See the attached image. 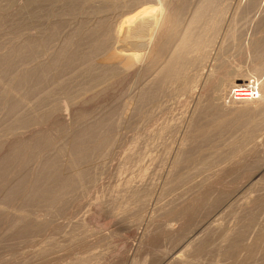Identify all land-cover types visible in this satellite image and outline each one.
Segmentation results:
<instances>
[{
    "label": "rangeland",
    "instance_id": "374dc122",
    "mask_svg": "<svg viewBox=\"0 0 264 264\" xmlns=\"http://www.w3.org/2000/svg\"><path fill=\"white\" fill-rule=\"evenodd\" d=\"M5 1H8V3H6ZM11 1H12V3H10ZM26 1L28 2V0H15V2H16L15 3L14 0H0V61H2V63L5 61L3 63L5 65H2V63H0V70H1L0 72L3 73V74L0 73L1 74L0 77L4 80H2L1 78L0 79H1L3 84L10 85L11 82L14 80L12 78H10L11 75H9V74H13V76H14V74L20 75L21 73H23L25 75V79L27 77V79H26L27 81L24 79L25 82L24 81L22 82V80H21L22 84L20 82L21 86L17 90V92H19L20 94L19 93L15 94L16 95L15 98H17V99H15L14 96L10 95V97H9V95L3 94L5 96V98H4L2 93H0V95H1V97H0V99H1L0 100V177H1L0 178V264H27V263L30 264L32 262H33L32 264H73L74 262H75L74 264H77L81 259L86 258V257L89 258L92 256H93V258H95L96 260L99 261L98 262L99 264H102V263L103 264H165V263L166 264H170V263L171 264H175V263L176 264H179V263H181V264H264V231H263L264 230V129H263L264 123H262V125H260V121L263 122L262 118L260 119V117H262V115H261L262 112L259 111V109L257 110L258 112L256 111V109H253V110H250L249 113H247L248 115L247 114L242 115V116L240 115L241 116L240 117L239 114H237L238 112L236 113V109H238V110L242 109L241 105H239V104L236 105V104L231 103L230 100L228 99L229 98V96L227 95L228 92L226 93V96H228V97H226L224 100V106L219 105L217 100H214V99L212 100L211 99L212 93H214L215 91L219 92L221 90L222 91L224 90V88H222V86L224 87V85L222 83V80H220V79H215L214 81H212V82H215V83H213V86H215V87L212 90H210V88H209L208 90L205 91V93H206L210 90L208 93L202 94L204 99L207 98L208 103H206V101H205L206 99L203 101L202 96H201L200 100H202L201 101L202 103L200 102L201 105L199 104L200 109H197L198 106L194 107L193 105H191V103L189 102L188 99L183 97V100H182L181 96H179V97L162 96L163 98L160 97L158 99V101H156V102H153V101L149 102L150 92H148L149 97L144 99L143 101H140L142 99L139 97V94H140L139 91L141 90L140 92L142 93L144 90L148 89L146 86L147 85L150 86V84H151V81L149 82V80H153L154 76H156L155 75L156 73H154V68L156 67V65L159 62V57L157 54H160V53L162 54L164 46H166L167 43L175 35L173 23L170 19V18H172V15H171L172 13L170 10H174V8H176L178 6L179 0H174L175 2L173 0H170L169 2L173 1V2H171L170 5L167 3V0H165V1L164 0H162V1L156 0L160 4V7L163 8L162 10H165L167 8V5L169 6V9L167 8V10L165 12L161 13L160 24L156 27L157 29L155 28V30L157 31L156 36H155V33L152 37L151 36L147 37L148 35L145 34L146 37L142 38L143 41L141 42L142 43L141 46L144 48V49L142 48L143 51L140 50L141 51V52H139L140 55H138L137 57L134 56L135 57L134 60H133V58H134L133 56L130 60L129 59H123L122 62H126V64H127V65L125 64L126 67L124 66L125 68L122 69L123 71L121 70L120 72L116 73L117 75L116 74L113 75L114 77L112 76V78L110 77L109 79L104 80V82L100 85V87L99 86L96 88L94 87L93 90H92V88H90L91 91H90V89L89 90L87 89L88 92H87V90L82 91V92H78L79 94L76 95L77 97L73 98L72 100H67V99L64 100V92H62L61 90H58L60 88V85L55 86V85H57V83L54 80V78L59 73L58 70H60V72L62 71L61 72L62 74L60 73V75H58L55 79L61 77V75L63 78H65L68 74H69V76L71 75V73H69L67 70H64V72L62 70V69H67V66L65 65L64 67H66V68H64V67H62L61 69L57 68V70L55 69L56 71L52 70L51 71L52 73H50V74L48 73L47 74L48 77H50V76L51 77L50 78L47 77V84H46V80H44L45 81V83H44L42 78L40 77L41 76L40 73L42 74V72H44L47 69V67L51 65V64H47V63L49 61L51 62V60H52V64H53V60H54L53 58H55L54 56H57V57H59V55L62 56V52H60V51H63V50L67 51V49H68V52H69V50L73 49V47H76V46H77L76 48H80V49L83 48L82 52H84V51H85L84 53H86V51L88 52L90 50L89 48H92L95 41H97V40L101 41L100 39L103 38L102 36L104 35L106 29L109 31L110 28L111 29L112 28L113 29L119 28L121 26V22L125 19V17H127V14H131L130 10H134L136 12L137 9H136L135 5L140 7L139 9L143 10L147 6V4H149L153 0H143V1L140 0L139 3H137L139 0L138 1L137 0H128V2L131 1L130 3H132L133 1H136L137 4L135 2H133L134 7H132V5H131L130 8H127L124 10H122V8L120 6L117 7L119 1H114V0H37V1L32 0V2L34 1L33 3L29 0L30 1V3L28 2L29 4L26 3ZM122 1L127 2V0L126 1L122 0ZM242 1L245 2L246 0L245 1L242 0ZM146 2H148V3H146ZM3 3H5V4H3ZM36 3H37V6H36ZM166 3H167V5H166ZM175 3H177V4H175ZM6 4H9V5H6ZM30 4H31V6H30ZM142 4H144L143 5L144 7L141 6ZM174 4L176 5V7ZM262 6H264V1H263ZM73 8H74V10H73ZM168 10L170 12H168ZM116 12H118V13H116ZM172 12H174V11H172ZM124 13H126V14H124ZM174 13H173V15H174ZM250 13H252L251 16H253L254 20L253 19L250 20V17H251ZM263 13H264V11H261V12L259 11V14H258V11H254V13L252 11V12H249V15H248V12H247L246 13V16L248 15L247 18L246 17H244L245 19L239 18L241 21L243 20L242 22H244V23L240 22L239 19H238L239 20L238 22L237 21L235 22L234 27H232V28L236 29V31H237V29H239L240 27L243 26V28H240L239 31L242 32L244 30V32H245V30H246V32H247V34L245 32V35H244V36H246V38H244L245 43H246V41L248 43L250 36H252L253 38L254 37L260 38L261 37L262 39H264V34H263L264 29H262V28H264V16H263V19L261 18V16L264 15ZM116 15H117V19L115 18ZM256 16H257V18H256ZM43 17H45V18H43ZM41 18H43V19L41 20ZM92 19H94V20H92ZM18 20H19V22H18ZM245 20H247V21H245ZM38 21H40V22H38ZM103 21H105V22H103ZM111 21H113V22H111ZM165 21L167 24L169 21L170 22L168 25H166ZM250 21L251 22L253 21V23H251ZM260 21L261 22L263 21V23L260 25L261 27L263 26L262 28L260 26H258V24L261 23ZM118 22H120L119 23L120 26H119ZM245 22H248V26H247V23H245ZM116 23L118 26L116 25ZM238 23H240V24H238ZM241 23L244 25H242ZM105 24H106V26H105ZM168 26H169V29L173 28V30H171V31H173L172 33H171V31H169ZM64 27L66 29H64ZM91 27H94V28H91ZM258 27H260V28H258ZM17 28H19V29H17ZM58 28L59 29L61 28V29L59 30ZM144 29H145V27H144ZM255 30H257V33H254V32H256ZM95 31H96V33H95ZM108 31H106V32H108ZM239 31H237V32H239ZM51 32H53V33H51ZM84 33H86L85 36L83 35ZM170 33L174 34V35H171ZM50 34H51V36H50ZM81 34L84 37H82ZM89 34H90V36L91 35L94 36L95 34H97V35H95L94 36L95 38H94L93 36L90 37ZM169 34L172 36L171 38H169L170 37ZM70 35H71V37H70ZM49 36H50V38H49ZM167 36H169V37H167ZM86 37H87V40L85 39ZM43 38H45V40ZM72 38H75V39H72ZM130 38H132V37H130ZM130 38H129V40H130ZM35 39L38 41L37 45L41 46V48L43 47L42 50L44 49L45 52L41 51V53L43 52L42 53L43 55L39 54L40 57H39V55L38 56L35 55L36 57L32 56L33 57L32 58L31 55H29V56H25L26 57V59H25V57L22 56V54L24 52H27V53L29 52V50L26 48L25 45H29V44L33 45L34 42L36 43ZM49 39H51V41L53 43L49 42L50 41ZM66 39H68V40H66ZM70 39H71V43L73 45L71 43L70 44L68 43L70 41ZM149 39L152 41H150ZM167 39H169V40H167ZM46 40H47V44L49 45V48H48V46L46 47L47 44L44 43V42H46ZM53 40L56 41V44H55V41H53ZM72 40H73V42H72ZM164 40H166L165 42H167V43H165ZM39 41H41V42H39ZM64 41L65 42L67 41V43H65ZM83 41H85V43ZM89 41L90 42L94 41V43L92 42L90 44ZM78 42H80V44H77ZM86 42H88V43L86 44ZM42 43H44V44H42ZM83 43L85 46L83 45ZM114 43H115V37H112L109 41V44L112 45ZM144 43H146V45ZM22 44L25 46L26 51H25L24 47H21V46H23ZM62 44H64L63 47L61 46ZM152 44H153V46H152ZM35 45L36 44H34V46ZM66 45H67V47H66L67 49L65 48ZM74 45H76V46H74ZM80 45L82 47H80ZM125 45H127V44H125ZM84 47H86V48H84ZM15 48L18 50L16 51ZM19 48H21V49H19ZM12 49L14 51H12ZM23 49H24V51H23ZM57 49H58V51H57ZM140 49H141V47H140ZM47 50H48V52L46 54ZM64 51H63V53H64ZM19 52H23V53L20 54ZM49 52L50 53L52 52L53 55H51ZM14 53L16 56L14 55ZM155 53H157V54L155 55ZM6 54H8V56ZM32 55H34V54H32ZM10 56H12L11 59H9ZM100 56L97 58V60L102 59V56L101 57ZM235 56L238 57L237 54ZM235 56H232V58H234L232 60L235 61L234 63L235 64L238 63V65L240 63L239 67H243L241 65L244 63V60H242L239 57H238V59H235V58H237ZM48 57H50L52 59L50 60V58L48 59ZM1 58H2V60H1ZM6 58L8 59V61ZM32 59H34V60H32ZM17 60H18V63H16ZM55 60H54V62H55ZM88 60H89V58H88ZM236 60H238V61H236ZM9 61L11 64L9 63ZM130 61H132V63ZM242 61H243V63H242ZM14 62L17 64V66ZM19 62L21 64H19ZM40 62L42 63V65ZM148 62L151 64H149ZM153 62H156L157 64L153 63ZM30 63H31V65H30ZM37 63L39 65H41L42 67L39 66ZM43 64H45V65L47 64L48 66L46 65L43 67ZM64 64H65V62H64ZM251 64H250V61L248 64H247V62H245L243 64L244 65L243 68H245L248 72L243 68H242V70L246 72V73L244 72V75H246L247 78L250 79V81H254L253 76L251 74L252 73L251 72V70H252ZM13 65H14V67H13ZM79 65H80V63H79ZM148 66H149V68H148ZM16 68H18V69H16ZM143 68H144V70H143ZM249 69H251V70H249ZM24 71H26V72H24ZM36 71H38L39 73L38 72L36 73ZM65 71H66L67 75H65V77H64ZM149 71L150 72L152 71L151 74ZM15 72H17V73L19 72L20 74L19 73L17 74ZM140 72H141V74H140ZM5 73L8 75L6 76ZM34 74H35V76H34ZM36 75L37 76L39 75V76L37 77ZM149 75H151L152 77ZM261 75L263 76L264 74H261ZM69 76H67V78ZM141 76H142V78H141ZM262 76H261V78H259L260 83L264 81V77H262ZM29 77H30L31 81L28 79ZM9 78H10V80H9ZM35 78H37V80L39 82ZM67 78H65V79H67ZM6 80L8 81V83ZM49 80H51V81H49ZM219 80H220V82H219ZM4 81H5V83H4ZM145 81H147L146 82L147 85L145 84ZM248 83L249 82H247V83L237 82L236 87L233 88L232 91H230V94L232 95V97L238 98V96H239L238 94H241L240 92L244 91V92H246L245 94L248 93L249 95H247V96L246 95H240L239 97H250V98H252V103L250 104L251 108H252L253 105H259V102L261 101V96H259L260 92H258L259 89H258L257 83L252 82L250 87L248 86ZM32 84H34V86L37 84L36 86L40 87V89H38L37 91H34L35 95L32 94L33 93L32 89H31L33 86ZM43 84L44 85L49 84L48 87H50L51 84H54L53 85L54 87L52 89H51V87L47 88V89H51L50 91H53V93H51L52 94L51 97L45 98V97L41 96L38 98L39 94L36 92H39V91H41V89L43 90L44 87L45 88L47 87V86H44ZM137 84H138V86H137ZM244 84H247V85H244ZM42 85L44 86L43 88H41ZM142 85H143V87H142ZM145 87H146V89H143ZM45 88H44V90H47ZM215 88L217 90H215ZM72 90L76 91L77 89L74 88ZM58 91H60L59 92L60 94L61 93H63V94L62 95L59 94L60 95L59 96L58 94H56V92H58ZM26 92H28V93L26 94ZM145 92H147V90ZM145 92H143V93H145ZM210 92H211V94H210ZM244 92L242 94H244ZM148 93L146 95H148ZM207 94H209V96ZM136 95H138V96H136ZM21 96H22V98H21ZM12 98L14 99V102L12 101L13 100ZM60 98L62 100H64V102L61 101ZM136 98H138L137 99L138 104L135 103ZM258 98H259V100H258ZM18 99H20V101L22 100L21 101L22 103L20 102L21 105L17 101L19 103L17 105L18 106L17 111L19 110L20 113L19 112L15 113L12 111L14 109V107H11V109H10V106L12 105V103L16 104V100H18ZM41 99H42V101H41ZM133 99H135V100H133ZM174 99L177 102V104L175 102L176 105L173 102ZM177 99L181 103L179 102V104H178ZM56 100H58V101H56ZM255 100L257 102L258 101L259 102L257 103V102H255ZM9 101H11V102L9 103ZM54 101H56V103ZM165 101H166V103H165ZM24 102H26V103H24ZM39 102H40V105L38 104ZM141 102H143L144 106H141V105H143ZM147 102H149V104H151V105H149ZM169 102H170V104H169ZM167 104H168V106H167ZM185 104L188 106H186ZM230 104H231V108L229 106ZM160 105H161V107H160ZM173 105H175V106L173 107ZM218 105H219V107H218ZM235 105L237 106L236 109H234ZM166 106H167V109H166ZM52 107H55L56 109L52 108ZM135 107H139V109L141 111L140 112L137 111L138 108H135ZM140 107H142V108H140ZM147 107H148V110H147ZM208 107H210L211 109ZM213 107H215V108L213 109ZM21 109H22V112L28 111L30 113V118L28 120L29 121L28 124H25V125L17 124V121L20 119V114L22 113ZM25 109H27V110H25ZM33 109H35V111ZM123 109H125V111ZM38 110H40V111L37 113ZM182 110H184V111L182 112ZM186 110L189 111L188 114H186L187 113ZM204 110H205V112H203ZM228 110H230V111L228 112ZM145 111H146V113H148V115L145 113ZM8 112H10V113H8ZM194 112L196 113L195 114L196 116L193 114L195 120L194 119L192 120V118H193L192 113H194ZM199 112L202 115H200ZM216 112L218 113L219 116L217 115ZM255 112L257 114L261 112L258 115L259 119H258V116ZM179 113H181V114H179ZM221 113L223 114L222 116L220 115ZM39 114L41 115L42 119L39 118L40 117ZM205 114H206V116H203ZM209 114H212V115H210V118H209ZM17 115H18V118H17ZM134 115L136 116V118ZM173 115H174V117H173ZM183 115H184V118H183ZM198 115H199L200 119H199V117L196 118ZM15 117L17 119H15ZM146 117L147 118L149 117L148 118L149 120ZM202 117H203V121L201 119ZM205 117H207V118H205ZM211 117L215 118L216 122H217L216 119H221L223 117H224L223 119L225 120V122L228 119V121H227L228 125H227V122L225 124L227 127L224 126L223 128H220V130L215 129L216 122L213 121L214 119L212 120ZM137 118H139V119H137ZM176 118H177V122H181L180 127L182 129L181 128L180 129L182 131V134L176 133V134H173V137L170 135L169 136L166 135L165 140H167V141L169 140V145H168V142L165 141L167 143L166 147L162 148L161 146L158 145L157 148L156 147L153 148V143H152L153 141L150 138H152L153 135L156 134L157 132H159V130L162 129L164 126L171 124L172 122L176 123ZM108 119H109V121H108ZM173 119L175 121L171 122L170 120H173ZM181 119L183 122L181 121ZM110 120H112V121H110ZM255 120H256V122H254ZM145 121H147V122H145ZM168 121H170V123ZM190 121H192V123H190ZM210 121H212V122L210 123ZM117 122H118V124H117ZM204 122H206L208 127H206L207 125L204 124ZM107 123H110V124H107ZM201 124H203V125H201ZM232 124L233 125L235 124V125L233 126ZM105 125H107V126H105ZM110 125H112V126L110 127ZM113 125H115V126H113ZM204 125H205V127L203 128ZM256 125H257V127H255ZM20 126L22 127V129ZM29 126H30V128H29ZM82 126H84V127H82ZM253 126L255 127L256 131H255L254 135L252 136V138H250V136L248 138L245 137L247 130L251 129ZM15 128L17 131L15 130ZM17 128H20V130ZM110 128H112V129H110ZM89 129H90V131L93 130L92 133L96 134V138H95V135L93 136L94 137L93 138L92 137L93 134L88 133ZM96 129H97V133H96ZM98 129H99V131H98ZM106 129H109L110 131L109 130L107 131ZM157 129H159V130H157ZM226 129H228V130H226ZM241 129H242V131H241ZM103 130H104L105 135L103 134ZM94 131H95V133H94ZM198 131L204 132L205 136H207V137H205V139L200 137L201 138L200 139L199 133L195 134ZM218 131H219V135H218ZM209 132H212V133H210L211 134L210 137H212L210 139H209L210 134H208ZM215 134L218 135V137L215 136ZM220 134H222V135H220ZM144 135H146V136H144ZM185 135H186V137H188L189 135L190 136L187 139L185 137ZM221 136H222V138H221ZM231 136H232V138L233 137L234 138L230 139ZM98 137H100V138H98ZM102 137L106 141V144L104 145L103 148L101 146L98 148L97 147L95 148V146H97L96 143H98L99 141H102V142L104 141ZM167 137H168V139H167ZM85 138L86 139L88 138V139L86 140ZM90 138H91V140H90ZM195 138L197 140H195ZM198 138H199V140H198ZM206 138L209 141L208 143H207ZM214 138H216V140H219V141H216ZM180 139L183 141L182 142L179 141ZM186 139L188 141H186ZM202 139L205 140L204 144L202 143L203 142ZM227 139H228V141H227ZM247 139H249V141ZM251 139H252V141H251ZM140 140H141V142H140ZM239 140H241V141H239ZM242 140L244 143L242 142ZM91 141H94L93 145H91L92 144ZM172 141L174 142V144ZM197 141L202 143L203 145L202 144L200 145V143H198ZM213 141H215L217 144H219L220 142L222 144L224 143L223 145L221 143L219 144L220 145L219 151H221L220 153H219V151H217V152L213 151L214 154L215 153L217 154L216 157H218V155L222 153V155H219V157L220 156L221 157L218 158V160L214 159L216 161L215 162L216 165L210 164L212 167L213 166H215V167L211 168V166L208 165V166H210L209 168H211V169L207 168V170L196 172V171H194V165L193 166L189 165V167H188L187 164L184 163L188 158L193 159L195 157H198L202 152H204L205 154H206V152H208L207 153L208 156H213V153L211 150V146L213 147V143H212ZM107 142H108V146H106ZM64 143L65 144L67 143V144L65 145ZM78 143H79V145H78ZM180 143H182L181 146H180ZM196 143L199 144L200 146L197 145ZM226 143H227V145H225ZM43 144H44V146L45 145L47 146V147L45 146L46 150H45L44 146L42 147ZM148 144H149V146H148ZM150 144H151V146H150ZM187 144H188V146H187ZM205 144H206V147H205ZM208 144H210V145H208ZM240 144H245V147H247V149H249V147L252 149V150L249 149L250 152L248 151L246 153L247 156L244 154V157L241 156L242 158L238 159L237 162L230 164V166H228V169H226L224 171V173H221L220 175L215 174L217 176H215V178H213L208 185L205 186V184H204V186H202V187L198 186L199 189H198V187L195 188L196 191L190 190L191 192L189 191L188 192L189 194L187 193L188 196L186 195L184 202L180 201V203H179V200L173 199V197L176 196L175 194H177V189L180 185V183L176 180L177 176H181V175L186 173L185 175H188V177H189L192 174V175L197 177L196 178L193 176L194 179L192 180V183H195V181L198 182L200 180H203L204 178L208 177L209 175L213 176L214 173L211 174V172H214V171L217 172L218 170L216 171V168L220 170L223 167V163H226V161L229 160L228 157L231 154L234 156L236 154L239 155L241 153V152H239V153L237 152L239 150L238 146ZM82 145H83V148H81V150L83 152H80L81 151L80 149H77L76 150L77 152L72 151V149H71L72 147L74 149V148L80 147ZM229 145H231V146L229 147ZM255 145H256V147H255ZM133 146H135V147L133 148ZM182 146H184V148H182ZM203 146L206 150L203 148ZM24 147H26L27 150ZM147 147H148V149H147ZM180 147H181V149H180ZM252 147H254V148H252ZM94 148L97 149L96 150L97 153H96ZM100 148H102V149H100ZM173 148H174V151H173ZM175 148H176V150H175ZM231 148H232V150H230ZM60 149L63 150L64 153H61L59 155V153H57V152H59ZM66 149H68V150L66 151ZM105 149H106V151H105ZM109 149H111V150H109ZM39 150L40 151L42 150V151L40 152ZM15 151H17V152H15ZM108 151H110V153ZM164 151H165V153H164ZM175 151H176V153H175ZM178 151H180V152H178ZM73 152L76 155L71 154ZM146 152H147V154H146ZM92 153H94V154H92ZM103 153H105V154H103ZM86 154L89 157H87ZM133 154H134V156H133ZM167 154H168V156H166ZM189 154H190V156H189ZM223 154H224V156H223ZM74 155H75V157L77 156V158H78L77 161L79 162V164L76 161L75 162L76 164L74 163L73 165H71L72 164L71 160H73V159H71L70 157L74 156ZM109 155H110V157H109ZM38 156H39V158H38ZM53 156H56V159H55V157L53 159L54 161L52 160ZM60 156H61V159H59ZM139 156L142 160L138 159ZM179 156H180V158H179ZM182 156H184V157H182ZM192 156H193V158H192ZM8 157L11 159L12 162L9 161L10 159ZM57 157H59V158H57ZM225 157H227L226 158L227 160L225 159ZM45 158H48V160ZM90 158H92V159H90ZM101 158H102V161H101ZM158 158H159V160H161L160 163H159ZM181 158H182V160H181ZM80 159H82L81 163L84 162L81 164V166H80V161H79ZM222 159H223V161H222ZM55 160H56V164H55ZM61 160H63V161H61ZM152 160L153 161L155 160V162H153ZM174 160L175 161L177 160L176 167H174L172 165L175 162ZM46 161H48V162H46ZM85 161L87 162V164ZM151 161H152V165H154L153 167L151 165ZM156 161L158 163H156ZM178 161L180 163H178ZM45 163L47 166L50 164L51 167H53V168L49 167L50 165L48 166L49 168H46ZM52 163H53V165H52ZM22 164H23V166H22ZM77 164L79 165L78 169H76ZM101 164H103V165L100 166ZM157 164L158 165L160 164V165L158 166ZM178 164H180V166ZM171 165L173 166L172 172H171ZM72 166H74V167H72ZM98 166H100V167H98ZM55 167H57L56 171L58 170L57 175L61 173L59 176L64 175V178L66 177V178H69L70 180L72 179V180L76 181L77 179H76L75 173L81 169L82 171L84 170L85 173L87 172L90 179H88L89 181L88 180H86V182L84 181L83 182L84 186L82 188H76V190H74L73 193L72 192L68 193V192L64 191L62 188L64 183L61 182L62 185L57 189L58 191L56 190V192L54 194L53 188L57 187L58 184L60 183V182H57V180H56V173L54 171ZM59 167H60V169H59ZM177 167L179 168V170L177 169ZM182 167H184V169ZM42 168H44L45 170L48 169L50 172H52V174L50 172L48 174V170H46L47 171L46 172ZM50 169H53V170L51 171ZM68 169L70 170V172L67 171ZM86 169H88V170H86ZM146 169H147V172H146ZM6 170H8V171H6ZM74 170H76V171H74ZM81 170L79 172H81ZM176 170H178V171H176ZM182 171H183V173H182ZM125 172H127V173L124 174ZM195 173H197V174H195ZM47 174L50 177H48ZM169 174H170V176H169ZM51 175H54V176H51ZM72 175H74V176H72ZM202 175L204 176V178ZM234 175H236V176H234ZM153 176H155V177H153ZM175 176H176V178H175ZM211 176H209V177H211ZM14 177H16V178H14ZM43 177L45 179H43ZM142 177H143V179H142ZM167 177H168V179H167ZM198 177H199V179H198ZM53 178L55 179L56 182L53 180ZM169 178L171 180H169ZM46 179L48 181V182L46 181V183L49 184V187H48V184L45 183ZM147 179H149V180H147ZM37 180H38V182H40V181L41 182L37 183ZM127 180H128V182H127ZM172 180H174V181L172 182ZM24 181H25V183H24ZM42 181L44 184H42ZM93 181H95V183ZM163 181H165V182H163ZM154 182H155V184H154ZM35 184L36 185L38 184L37 186H39L40 189L36 188ZM76 184H78V182H76ZM14 185H16V186H14ZM52 185L55 187L52 188ZM162 185H163V187H162ZM174 185H176L178 187L175 188L176 186H174ZM127 186L129 187V189L126 188ZM33 187H35V188H33ZM46 187H48V189H46ZM133 187H134V189H133ZM170 187H171V190H170ZM124 188H126V189H124ZM34 189H37L36 193H35ZM42 189H45V190H42ZM48 190H52V191H49L50 192V194L48 193L49 195L47 194ZM120 190H121V192H120ZM125 190H129V191H125ZM198 190H200V191L197 192ZM85 191H87V192L85 193ZM43 192H46V193H43ZM125 192L126 193L128 192V196H127L128 207H130V206L133 207V205H134V207L132 208L133 209L132 211L135 210L134 212L137 213V215L134 212L131 213L132 212L131 211L130 213H127L126 216L123 217L124 219L122 220L120 218H116V216H114V215L115 214L117 215L118 212H120V208L123 207V206L119 205L120 206V208H119L118 203L121 202L119 204H122V202H123L122 201V197H123L122 194H126ZM164 192H165V194H164ZM57 193L60 196H58ZM60 193H63V194H60ZM142 193H144V194L142 195ZM134 194L137 195V197ZM38 195L39 196L41 195V196L39 197ZM42 195L43 196L46 195L49 199L46 196L43 197ZM62 195H63V197H62ZM133 195L135 196L134 198H133ZM50 196H52L51 197L52 199L50 198ZM138 196L141 199H139ZM150 196H151V198H149ZM201 196H202V198H201ZM59 197L64 198V199L62 200ZM248 197L250 198V200L248 199ZM46 198L48 201L46 200ZM135 198H137V199H135ZM54 199H56L55 203H54ZM58 199L60 201H58ZM142 199H143V201H142ZM51 201H53V203ZM168 201H170V202H168ZM247 201H249V202L247 203ZM138 202H139V204H138ZM140 202H141V204H140ZM142 202L147 204V205H145L146 207L150 205L148 207V209H150L149 211H147V209L145 210V207H144V210L138 209L142 205ZM184 203H185V205H184ZM206 203H207V205H206ZM52 204H54L53 207H51ZM135 205H137L136 207H138V208H136ZM161 205H162V207H161ZM173 205H174V207H173ZM200 205H202V206H200ZM61 206H64V207H61ZM159 206H160V208H164V209L161 210L159 208ZM165 206H166V208H165ZM95 207H96V210H95ZM171 207H173V208H171ZM115 208H117V209H115ZM169 208H171V209H169ZM137 209H138V211L136 212ZM189 209H191V210H189ZM116 211H117V213H116ZM191 211H193V212H191ZM210 211H212V212H210ZM114 212H115V214H114ZM254 212H256V213H254ZM86 214H87V216H86ZM254 214H256L258 218ZM17 215H22V216L26 215V217L29 216L30 219L36 218L40 221L42 220L41 222H43V224L44 223H46V224H44L38 228L32 227L33 225L31 227H29L31 224H29V222L27 220H26L27 223H25V224L20 223L21 219L16 217ZM84 215L86 217H89V219L84 220L85 219V218L83 219V217H85ZM29 217H28V219H29ZM161 217H163V218H161ZM44 218H45V220H44ZM113 218H115V219L113 220ZM77 219H80V220L83 219L84 222L80 221V220L78 222ZM54 220H55V222H53ZM247 220H249V221H247ZM197 221H199L201 224ZM218 221H220V222H218ZM80 222L81 223L83 222V223L81 224ZM78 223L81 224L82 226L79 225ZM26 224H28V225L25 226ZM73 226H75V227H73ZM83 226H84V228H83ZM168 226L171 227L173 229V231L167 232L168 230H166L165 228ZM217 226H222V230L220 232L219 231L216 232ZM237 226H240V227H237ZM146 227H147V229H146ZM235 227H237V228H235ZM244 227H246L248 230V231L246 230V238L247 239L244 237V239H246L245 245L237 247L238 249L237 248L231 249V250L225 249V245H227L228 243L223 242V238H221L223 236V234L224 233H231L234 230L239 231V230H241L240 228H244ZM41 228H43V229H41ZM81 228H82V230L84 229L83 230L84 232L80 231ZM187 229H189V230H187ZM229 229H230V231H229ZM60 230H63V231L60 232ZM64 230H65V232H64ZM91 230H92V232H91ZM138 231L141 235H137L135 233ZM238 231H236L235 233H237ZM71 232H72V234H71ZM80 234H82V235H80ZM88 234H89V236H88ZM61 236L64 239L61 238ZM81 236H83V237H81ZM197 236H200V237H197ZM208 236H209V238H208ZM73 237L74 238L76 237V238L74 239ZM198 238L201 241H199ZM70 239L72 241H70ZM47 240L50 242H48ZM58 241H60V242H58ZM180 241H181V244H180ZM53 242H55V243H53ZM188 242H190L191 244L194 242V246L190 245V246H193V248L195 246L196 247L199 246L200 247L199 250L196 249L199 252L196 251L195 248L193 249L194 251L192 252V250H191L192 247H189L190 243H188ZM195 242H197V243L195 244ZM199 242H201V243H199ZM41 243H43V244H41ZM51 246H53V247L51 248ZM222 246H223V248H222ZM42 247L43 248L47 247L46 248L47 250L44 252L45 254H37V251L40 252V250L43 249ZM121 247H123V248H121ZM212 247H214V248H212ZM219 248H220V250H219ZM226 248H228V246H226ZM222 249L224 250L225 254H224ZM41 252H43V251L41 250ZM91 252H92V254H91ZM87 254H88V256H86ZM201 254H203V255H201ZM43 255H46V256L43 257ZM97 257H99V258H97ZM182 257H184V259ZM181 258L183 260H180ZM170 259H171V261H170ZM33 260L35 261V263ZM163 260H165V261H163ZM175 261H177V262H175ZM222 262H224V263H222Z\"/></svg>",
    "mask_w": 264,
    "mask_h": 264
},
{
    "label": "bare ground",
    "instance_id": "6f19581e",
    "mask_svg": "<svg viewBox=\"0 0 264 264\" xmlns=\"http://www.w3.org/2000/svg\"><path fill=\"white\" fill-rule=\"evenodd\" d=\"M31 2H32V0H30ZM30 1L28 0V2L30 3ZM37 1V0H36ZM114 1H119L118 2V6L117 7H121L122 8V10H124V9H127V8H130V6L132 5V7H134L133 6V2H135L136 3V1H133L132 3H130L131 1H129L128 2V0H127V2H123L122 0H114ZM126 1V0H125ZM138 1V0H137ZM143 1V0H142ZM158 1V0H157ZM156 0H153V1H149L150 3L149 4H147V6L145 7V9H139L140 7H138L137 5H135L136 6V12L134 11V10H130L129 12L131 13V14H127V17H125V19L121 22V26H120V22H118V24H119V28H110V30L108 31L107 29H106V31H108V32H106L105 31V33H104V35L102 36L103 38L102 39H100L101 41H99V40H97V41H95V43H94V41H92L94 44H93V46H92V48H89L90 50L87 52L86 51V53H84V52H82L83 50V48L82 49H80V48H76L77 46V44H80V42L82 41H80V42H78L76 45H74V46H76V47H73V49H71V50H69V52H68V49L66 48L67 47V45L65 46V48L67 49V51H64L63 49V51H64V53H63V51H60V52H62V56L61 55H59V57H57V56H54L55 58H53L54 60H55V62H54V60H53V64H52V58H50V57H48V59L50 58V60H51V62L49 63H47V64H51L50 66H48L47 64V69L44 71V72H42V74L40 73V77L42 78V80H43V82L45 83V81L44 80H46V84H47V77H48V73L50 74V73H52L51 71L52 70H57V68L58 69H61L62 67H64L65 65L67 66V69H62L63 70V72H64V70H67L69 73H71V75L69 76V74L67 75V73H66V71H65V73H64V77H65V75H67V76H69L68 78H67V76L65 77V78H67V79H65V78H63L62 77V75H61V77H59V78H57V79H55L58 75H60V73L62 72H60V70H58V75L54 78V80H55V82L57 83V85H55V86H58V85H60V88L58 89V90H61L62 92H64V100H72L73 98H75V97H77L76 95L77 94H79L78 92H82V91H85V90H89L90 88H92V90H93V88L95 87H100V85L104 82V80H107V79H109L110 77L112 78V76L113 75H115L116 73H118V72H120L123 68H125L126 66H125V64H126V62H122V60L123 59H131L132 58V56L134 57H137L138 55H140L139 54V52H141L140 50H142L143 51V47L141 46L142 45V41H143V39L142 38H145L146 37V35H148L147 37H149V36H153L154 35V33H155V36H156V30H155V28L160 24V20H161V13L162 12H165L166 10H167V8L169 9V6L167 5V3L170 5L171 4V2H173V1H171V2H169L170 0H167V3H166V5H167V8L165 9V10H162L163 8H161L160 7V4L157 2ZM162 1V0H161ZM165 1V0H164ZM245 1V0H244ZM263 1L264 0H246L245 2H243L242 0H179V3H178V6L176 7V5L175 4H177V3H175L174 5H175V7L176 8H174V10H170L171 11V15H172V18H170L171 19V21H172V23H173V28H174V33H175V35L174 34H171L173 31H171V30H173V28L172 29H169V26H168V29H169V31H171V35H174L173 37L170 35V37L169 36H167V37H169V38H171L172 37V39L167 43V42H165L166 40H164V42L165 43H167V45L166 46H164L163 44V46H164V49H163V51H162V54L160 55V54H157V53H155V55L157 54L158 55V57H159V62H158V64L156 63V62H153V63H156L157 65H156V67L154 68V73H156L155 75L156 76H154V78H153V80H149V82L151 81V84H150V86H148L147 84H146V82L147 81H145V84L147 85L146 87L148 88V89H146V87L145 88H143V89H146L147 90V92H145L146 90H144L143 92H145V93H141L140 91H139V97L142 99V100H140V101H143L144 99H146V98H148L149 97V93L148 92H150V100H149V102L150 101H153V102H156V101H158V99L160 98V97H162V96H175V97H179V96H181L182 97V100H183V97L184 98H186V99H188L189 100V102L191 103V105H193L194 107H197L198 106V108L197 109H200L199 107V104H200V102L203 100H205L206 101V103H208V101H207V98H203V96H202V94H204L205 93V91L206 90H208L209 88H210V90H212L215 86H213V83H215V82H212V81H214L215 79H220V80H222V83H223V85H224V87L222 86V88H224V90L222 91L221 89V91H219V92H217V91H215V90H217L216 88H215V92L214 93H212V100L214 99V100H217L218 101V103H219V105H223L224 106V100H225V98L226 97H228L229 96V100H230V102L231 103H233V104H239V105H241V108L242 109H240V110H238V109H236L237 108V106L235 105V107H234V109H236V113L237 114H239V116L241 115H246L247 113H249V111L250 110H253V109H256V111L259 109V111H261L260 113H261V115H262V117H260V119L262 118V121L263 122H261L260 121V125H262V123H264V81L263 82H259L260 81V79L259 78H261V74H264V39H262L261 37L260 38H253L252 36H250V39H249V41H248V43H247V41H246V43H245V39L244 38H246V36H244L245 35V32H246V30H245V32H244V30L242 31V32H240L239 31V29L240 28H243V26L242 27H240L239 29H237V31H239V32H237L236 31V29H234V28H232V27H234V24H235V22L237 21H239L240 19L239 18H244V17H246L247 18V16L249 15V12H252L253 11V13H254V11H258V14H259V11L261 12V11H264V6H262L263 5ZM4 2V1H3ZM6 3H8V1H5ZM14 2H15V0H14ZM20 2V1H19ZM27 1H26V3H28ZM34 2V1H33ZM32 2V3H33ZM140 2V0L137 2V3H139ZM160 2V1H159ZM175 2V1H174ZM10 3H12V1L10 2ZM16 3V2H15ZM28 3V4H29ZM39 3V2H38ZM136 3V4H137ZM146 3H148V2H146ZM3 4H5V3H3ZM2 4V5H3ZM20 4V3H19ZM18 4V5H19ZM6 5H9V4H6ZM17 5V6H18ZM113 5V4H112ZM144 4H142L141 6L142 7H144L143 6ZM146 5V4H145ZM28 6V5H27ZM30 6H31V4H30ZM36 6H37V3H36ZM111 6V5H110ZM140 6V5H139ZM164 6V5H163ZM172 6V5H171ZM25 7V6H24ZM79 7V6H78ZM165 7V6H164ZM108 8V7H107ZM116 8V7H115ZM6 9V8H5ZM21 9V8H20ZM24 9V8H23ZM29 9V8H28ZM3 10V9H2ZM73 10H74V8H73ZM72 10V11H73ZM98 10V9H97ZM120 10V9H119ZM94 11V10H93ZM116 11V10H115ZM141 11V12H140ZM169 10H168V12H170ZM172 11H174V12H172ZM101 12V11H100ZM112 12V11H111ZM127 12V11H126ZM248 12V15L246 16V13ZM55 13V12H54ZM116 13H118V12H116ZM173 13H174V15H173ZM257 13V12H256ZM255 13V14H256ZM61 14V13H60ZM87 14V13H86ZM91 14V13H90ZM124 14H126V13H124ZM138 14V15H137ZM251 14L252 13H250V16H251ZM264 14V13H263ZM35 15V14H34ZM39 15V14H38ZM71 15V14H70ZM69 15V16H70ZM169 15V14H168ZM124 16V15H123ZM243 16V17H242ZM249 16V17H250ZM255 16V15H254ZM263 16L264 15H262L261 16V18L263 19ZM52 17V16H51ZM60 17V16H59ZM72 17V16H71ZM165 17V16H164ZM43 18H45V17H43ZM43 18H41V20L43 19ZM47 18V17H46ZM116 19H117V15H116V17H115ZM119 18V17H118ZM124 18V17H123ZM255 18V17H254ZM256 18H257V16H256ZM39 19V18H38ZM98 19V18H97ZM108 19V18H107ZM164 19V18H163ZM167 19V18H166ZM239 19V20H238ZM245 19V18H244ZM253 19V16H251L250 17V20H252ZM261 19V20H262ZM92 20H94V19H92ZM103 20V19H102ZM105 20V19H104ZM110 20V19H109ZM108 20V21H109ZM254 20V19H253ZM257 20V19H256ZM10 21V20H9ZM8 21V22H9ZM101 21V20H100ZM243 21V20H242ZM241 20H240V22H242ZM245 21H247V20H245ZM259 21V20H258ZM18 22H19V20H18ZM38 22H40V21H38ZM62 22V21H61ZM97 22V21H96ZM103 22H105V21H103ZM102 22V23H103ZM111 22H113V21H111ZM170 22V21H169ZM169 22H168V24H169ZM249 22V21H248ZM248 22H245V23H247V26H248ZM251 22V21H250ZM256 22V21H255ZM261 22V21H260ZM43 23V22H42ZM99 23V22H98ZM108 23V22H107ZM165 23H166V21H165ZM242 23H244V22H242ZM241 23V24H242ZM251 23H253V21L251 22ZM250 23V24H251ZM263 23V21L261 22V23H257L258 24V26H260L261 24ZM104 24V23H103ZM109 24V23H108ZM107 24V25H108ZM114 24V23H113ZM167 23H166V25H168ZM171 24V23H170ZM238 24H240V23H238ZM237 24V25H238ZM62 25V24H61ZM88 25V24H87ZM98 25V24H97ZM116 25H117V23H116ZM242 25H244V24H242ZM22 26V25H21ZM46 26V25H45ZM69 26V25H68ZM105 26H106V24H105ZM118 26V25H117ZM116 26V27H117ZM165 26V25H164ZM172 26V25H171ZM170 26V27H171ZM256 26V25H255ZM62 27V26H61ZM102 27V26H101ZM110 27V26H109ZM144 27H145V29H144ZM161 27V26H160ZM250 27V26H249ZM261 27V26H260ZM260 27H258V28H260ZM263 27V26H262ZM261 27V28H262ZM28 28V27H27ZM91 28H94V27H91ZM90 28V29H91ZM100 28V27H99ZM103 28V27H102ZM237 28V27H236ZM248 28V27H247ZM17 29H19V28H17ZM59 29V28H58ZM61 29V28H60ZM59 29V30H60ZM63 29V28H62ZM64 29H66L65 27H64ZM96 29V28H95ZM157 29V28H156ZM162 29V28H161ZM257 29V28H256ZM262 29H264V28H262ZM27 30V29H26ZM71 30V29H70ZM79 30V29H78ZM159 30V29H158ZM260 30V29H259ZM258 30V31H259ZM81 31V30H80ZM163 31V30H162ZM168 31V32H169ZM256 32H254V33H257V30H255ZM68 32V31H67ZM70 32V31H69ZM167 32V33H168ZM244 32V33H243ZM51 33H53V32H51ZM82 33V32H81ZM90 33V32H89ZM95 33H96V31H95ZM99 33V32H98ZM78 34V33H77ZM146 34V35H145ZM246 34H247V32H246ZM262 34V33H261ZM264 34V33H263ZM75 35V34H74ZM73 35V36H74ZM82 35V34H81ZM84 36L86 35V33H84L83 34ZM82 35V37H84ZM95 35H97V34H95ZM94 35V36H95ZM158 35V34H157ZM165 35V34H164ZM167 35V34H166ZM254 35V34H253ZM50 36H51V34H50ZM50 36H49V38H50ZM55 36V35H54ZM89 36H90V34H89ZM91 36H93V35H91ZM90 36V37H91ZM93 36V37H94ZM249 36V35H248ZM247 36V37H248ZM261 36V35H260ZM53 37V36H52ZM70 37H71V35H70ZM69 37V38H70ZM81 37V36H80ZM97 37V36H96ZM99 37V36H98ZM112 37H115V43L114 44H112V45H110L109 44V41H110V39L112 38ZM130 37H132V38H130ZM150 37V38H151ZM165 37V36H164ZM163 37V38H164ZM57 38V37H56ZM76 38V37H75ZM75 38H72V39H75ZM78 38V37H77ZM89 38V37H88ZM95 38V37H94ZM129 38H130V40H129ZM44 40H45V38H43ZM53 39V38H52ZM59 39V38H58ZM83 39V38H82ZM86 40H87V37L85 38ZM84 39V40H85ZM114 39V38H113ZM112 39V40H113ZM165 39V38H164ZM9 40V39H8ZM36 40V39H35ZM50 41L49 42H52L51 41V39H49ZM57 40V39H56ZM66 40H68V39H66ZM89 40V39H88ZM94 40V39H93ZM150 40V39H149ZM148 40V41H149ZM167 40H169V39H167ZM11 41V40H10ZM53 41H55V40H53ZM145 41V40H144ZM150 41H152V40H150ZM27 42V41H26ZM30 42V41H29ZM39 42H41V41H39ZM43 42V41H42ZM65 42V41H64ZM72 42H73V40H72ZM84 43H85V41H83ZM90 42V41H89ZM92 42H90V44L92 43ZM114 42V41H113ZM163 42V43H164ZM4 43V42H3ZM7 43V42H6ZM44 43H46L47 44V40H46V42H44ZM44 43H42V44H44ZM53 43V42H52ZM62 43V42H61ZM65 43H67V41L65 42ZM64 43V44H65ZM69 44L71 43V39H70V41L68 42ZM84 43H83V45H84ZM88 42H86V44H87ZM112 43V42H111ZM150 43V42H149ZM164 43V44H165ZM5 44V43H4ZM10 44V43H9ZM29 44V43H28ZM34 44H36L35 46H34ZM34 44L33 45H31V44H29V45H25L26 46V48L29 50V52L27 53V52H19L20 54H22V56H29V55H31V57L32 56H38L39 54H41V55H43L42 53L43 52H45L44 51V49L42 50V48H41V46H39V45H37L38 44V41L36 40V43L34 42ZM40 44V43H39ZM45 44V45H46ZM55 44H56V41H55ZM54 44V45H55ZM64 44H62L61 46L63 47V45ZM72 44V43H71ZM125 44H127V45H125ZM145 45H146V43H144ZM23 45V44H22ZM60 45V44H59ZM73 45V44H72ZM144 45V46H145ZM148 45V44H147ZM161 45V46H162ZM25 46L23 45V46H21V47H24L25 48ZM48 46V48H49V45L47 44L46 45V47ZM51 46V45H50ZM85 46V45H84ZM88 46V45H87ZM152 46H153V44H152ZM45 47V46H44ZM60 47V46H59ZM79 47V46H78ZM80 47H82L81 45H80ZM91 47V46H90ZM140 47H141V49H140ZM155 47V46H154ZM26 48H25V51H26ZM84 48H86V47H84ZM143 48V49H142ZM16 49V48H15ZM19 49H21V48H19ZM53 49V48H52ZM65 49V50H66ZM70 49V48H69ZM148 49V48H147ZM18 49H16V51H17ZM27 50V51H28ZM54 50V49H53ZM61 50V49H60ZM146 50V49H145ZM159 50V49H158ZM162 50V49H161ZM160 50V51H161ZM12 51H14L13 49H12ZM11 51V52H12ZM20 51V50H19ZM23 51H24V49H23ZM41 51H43L42 53H41ZM57 51H58V49H57ZM56 51V52H57ZM150 51V50H149ZM47 52H48V50L46 51V54H47ZM55 52V53H56ZM157 52V51H156ZM10 53V52H9ZM27 53V54H26ZM50 53V52H49ZM58 53V52H57ZM148 53V52H147ZM159 53V52H158ZM32 54H34V55H32ZM51 55H53V53L51 52L50 53ZM61 54V53H60ZM100 56L101 54V56H102V59L101 60H97V58L99 57L98 55ZM237 54L238 55V57L239 58H241L242 60H244V63L245 62H247V64L249 63V61H250V64H251V68H252V70L251 69H249V70H251V74H252V76H253V79H254V81H250V79H248L247 78V76L246 75H244V72L245 71H243L242 70V68L244 67V63H243V61H242V65L241 66H243V67H239L240 66V63H239V65H238V63L237 64H235L234 62L235 61H233L232 59H234V58H232V56H235V55ZM7 56H8V54H6ZM10 55V54H9ZM12 55V54H11ZM14 55H15V53H14ZM16 56V55H15ZM21 56V57H22ZM35 56V57H36ZM50 56V55H49ZM67 56V57H66ZM84 56V57H83ZM100 56V57H101ZM142 56V55H141ZM6 57V56H5ZM11 57L12 56H10V58L9 59H11ZM23 57V58H24ZM39 57H40V55H39ZM53 57V56H52ZM57 57V58H56ZM135 57L133 58V60L135 59ZM144 57V56H143ZM157 57V56H156ZM235 57H237V56H235ZM238 57L237 58H235V59H238ZM3 58V57H2ZM2 58H1V60H2ZM22 58V59H23ZM33 58V57H32ZM77 58V59H76ZM88 58H89V60H88ZM139 58V57H138ZM155 58V57H154ZM7 59V58H6ZM17 59V58H16ZM19 59V58H18ZM25 59H26V57H25ZM24 59V60H25ZM28 59V58H27ZM4 60V59H3ZM13 60V59H12ZM32 60H34V59H32ZM39 60V59H38ZM37 60V61H38ZM153 60V59H152ZM7 61H8V59H7ZM15 61V60H14ZM27 61V60H26ZM36 61V60H35ZM127 61V60H126ZM151 61V60H150ZM236 61H238V60H236ZM241 61V60H240ZM5 62V61H4ZM3 62V63H4ZM22 62V61H21ZM33 62V61H32ZM64 62H65V64H64ZM128 62V61H127ZM131 63H132V61H130ZM0 63H2V61H0ZM2 63V65H5V64H3ZM9 63H10V61H9ZM15 63V62H14ZM13 63V64H14ZM16 63H18V60H17V62ZM15 63V64H16ZM27 63V62H26ZM41 63V62H40ZM44 63V62H43ZM78 63V64H77ZM79 63H80V65H79ZM135 63V62H134ZM149 63V62H148ZM7 64V63H6ZM11 64V63H10ZM14 64V65H15ZM19 64H21L20 62H19ZM29 64V63H28ZM38 64V63H37ZM78 66H77V65ZM149 64H151V63H149ZM1 65V66H2ZM14 65H13V67H14ZM30 65H31V63H30ZM29 65V66H30ZM39 65V64H38ZM37 65V66H38ZM41 65H42V63H41ZM41 65H39V66H41ZM45 64H43V67L44 66H46ZM76 65V66H75ZM127 65V64H126ZM154 65V64H153ZM12 66V65H11ZM16 66H17V64H16ZM125 66V67H124ZM4 67V66H3ZM2 67V68H3ZM9 67V66H8ZM12 67V68H13ZM34 67V66H33ZM42 67V66H41ZM128 67V66H127ZM133 67V66H132ZM147 67V66H146ZM154 67V66H153ZM6 68V67H5ZM21 68V67H20ZM24 68V67H23ZM64 68H66V67H64ZM148 68H149V66H148ZM151 68V67H150ZM4 69V68H3ZM16 69H18V68H16ZM26 69V68H25ZM34 69V68H33ZM147 69V68H146ZM243 69H245V68H243ZM31 70V69H30ZM42 70V69H41ZM55 70V71H56ZM143 70H144V68H143ZM151 70V69H150ZM246 70V69H245ZM1 71V70H0ZM39 71V70H38ZM38 71H36V73L38 72ZM123 71V70H122ZM146 71V70H145ZM247 71V70H246ZM4 72V71H3ZM11 72V71H10ZM24 72H26V71H24ZM32 72V71H31ZM34 72V71H33ZM144 72V71H143ZM150 72V71H149ZM148 72V73H149ZM152 72V71H151ZM151 72H150V74H151ZM248 72V71H247ZM1 73V72H0ZM7 73V72H6ZM5 73V74H6ZM14 73V72H13ZM15 73H17V72H15ZM19 73V72H18ZM17 73V74H18ZM35 73V72H34ZM39 73V72H38ZM139 73V72H138ZM246 73V72H245ZM1 74H3V73H1ZM0 74V75H1ZM20 74V73H19ZM33 74V73H32ZM57 74V73H56ZM62 74V73H61ZM140 74H141V72H140ZM260 74V75H259ZM8 74H6V76H7ZM9 75H11V77L10 78H12L14 81H12L11 82V84L10 85H5V84H3L2 83V81H1V79H0V93H2V95L4 94V95H9V97H10V95L11 96H14V98L16 97V93H19V92H17V90H18V88L21 86L20 85V82H21V80H22V82L24 81V79H25V75L23 74V73H21L20 75H15L14 74V76H13V74H9ZM22 75V76H21ZM28 75V74H27ZM26 75V76H27ZM52 75V74H51ZM117 75V74H116ZM139 75V74H138ZM146 75V74H145ZM154 75V74H153ZM3 76V75H2ZM33 76V75H32ZM34 76H35V74H34ZM37 76V75H36ZM39 76V75H38ZM37 76V77H38ZM50 76V75H49ZM53 76V75H52ZM149 76H151V75H149ZM31 77V76H30ZM30 77L28 78L29 80H30ZM51 77V76H50ZM50 77H48V78H50ZM54 77V76H53ZM114 77V76H113ZM138 77V76H137ZM148 77V76H147ZM146 77V78H147ZM152 77V76H151ZM249 77V76H248ZM262 77H264V75L262 76ZM10 78H9V80H10ZM32 78V77H31ZM34 78V77H33ZM40 78V79H41ZM140 78V77H139ZM141 78H142V76H141ZM257 78V79H256ZM11 79V80H12ZM26 79H27V77H26ZM25 79V80H26ZM36 80H37V78H35ZM144 79V78H143ZM142 79V80H143ZM2 80H4V79H2ZM220 80H219V82H220ZM252 80V79H251ZM7 81V80H6ZM27 81V80H26ZM31 81V80H30ZM38 81V80H37ZM41 81V80H40ZM49 81H51V80H49ZM53 81V80H52ZM262 81V80H261ZM22 82H21V84H22ZM25 82V81H24ZM29 82V81H28ZM27 82V83H28ZM39 82V81H38ZM141 82V81H140ZM237 82H245V83H247V82H249L248 83V86L250 87L251 86V83L252 82H255V83H257V86H258V89H259V91L258 92H260V95L259 96H261V101L259 102V105H253L252 106V108H251V103H252V98H250V97H239L240 95H249L248 93L247 94H245L246 92H244V94H242L243 92H240L241 94H238L239 96H238V98L237 97H232V95L230 94V91H232V89L233 88H235L236 87V84H237ZM4 83H5V81H4ZM7 83H8V81H7ZM6 83V84H7ZM26 83V84H27ZM42 83V82H41ZM49 83V82H48ZM54 83V82H53ZM55 83V84H56ZM138 83V82H137ZM25 84V85H26ZM75 84V85H74ZM143 84V83H142ZM220 84V83H219ZM33 86H34V84H32ZM37 85V84H36ZM32 86V94H34L35 95V93H34V91H37L38 89H40V87L39 86ZM44 85V84H43ZM42 85V87L41 88H43L44 86H47L45 89H47V88H50L51 87V89L54 87L53 85L54 84H51L50 85V87H48V85H44L43 86ZM141 85V84H140ZM222 85V84H221ZM244 85H247V84H244ZM137 86H138V84H137ZM239 86V85H238ZM142 87H143V85H142ZM219 87V86H218ZM241 87V86H240ZM25 88V87H24ZM27 88V87H26ZM44 88H43V90L41 89V91H39V92H36V93H38L39 95H38V98L39 97H51L52 96V94L51 93H53V91H50L51 89H47V90H44ZM57 88V87H56ZM77 89L76 91H74V90H72V89ZM138 88V87H137ZM220 88V87H219ZM218 88V89H219ZM55 89V88H54ZM53 89V90H54ZM142 89V90H143ZM88 90H87V92H88ZM209 90V91H210ZM25 91V90H24ZM90 91H91V89H90ZM208 91V92H209ZM21 92V91H20ZM60 91H58V92H56V94H60L59 93ZM208 92H206V93H208ZM213 92V91H212ZM228 92V96H226V93ZM28 92H26V94H27ZM43 93V94H42ZM55 93V92H54ZM148 93V95H146ZM205 93V94H206ZM238 93V92H237ZM20 94V93H19ZM63 93H61L60 95H62ZM84 94V93H83ZM136 94V93H135ZM138 94V93H137ZM210 94H211V92H210ZM254 94V93H253ZM3 95V96H4ZM59 95V96H60ZM81 95V94H80ZM208 96H209V94H207ZM206 95V96H207ZM237 95V94H236ZM24 96V95H23ZM55 96V95H54ZM83 96V95H82ZM136 96H138V95H136ZM201 96H202V100H200L201 99ZM205 96V95H204ZM255 96V95H254ZM0 97H1V95H0ZM19 97V96H18ZM26 97V96H25ZM56 97V96H55ZM79 97V96H78ZM4 98H5V96H4ZM21 98H22V96H21ZM20 98V99H21ZM62 98V97H61ZM60 98V100L61 101H63L64 102V100H62ZM81 98V97H80ZM131 98V97H130ZM139 98V99H140ZM163 98V97H162ZM209 98V97H208ZM13 99V98H12ZM15 99H17V98H15ZM20 99H18V100H16V104H13L12 103V105L10 106V109H11V107H14V109L12 110L13 112H15V113H20V111L18 110L17 111V105L22 101H20ZM24 99V98H23ZM56 99V98H55ZM83 99V98H82ZM137 99L138 98H136V101H137ZM169 99V98H168ZM210 99V100H211ZM1 100V99H0ZM8 100V99H7ZM11 100V99H10ZM52 100V99H51ZM78 100V99H77ZM133 100H135V99H133ZM161 100V99H160ZM175 100V99H174ZM173 100V102H174V104H175V102H176V100L174 101ZM258 100H259V98H258ZM13 102H14V99L12 100ZM19 103H18V102ZM25 101V100H24ZM41 101H42V99H41ZM56 101H58V100H56ZM56 101H54L55 103H56ZM135 101V103L136 104H138V101L136 102ZM146 101V100H145ZM148 101V100H147ZM171 101V100H170ZM177 101H178V99H177ZM11 101H9V103H10ZM53 102V103H54ZM149 102H147L148 104H149ZM179 102L180 101H178V104H179ZM255 102H257L256 100H255ZM257 102V103H258ZM8 103V104H9ZM22 103V102H21ZM21 103H20V105H21ZM24 103H26V102H24ZM132 103V102H131ZM140 103V102H139ZM142 104H143V102H141ZM152 103V102H151ZM165 103H166V101H165ZM168 103V102H167ZM181 103V102H180ZM202 103V102H201ZM204 103V102H203ZM217 103V102H216ZM39 105H40V102L38 103ZM37 104V105H38ZM59 104V103H58ZM127 104V103H126ZM164 104V103H163ZM169 104H170V102H169ZM173 104V103H172ZM176 104H177V102H176ZM175 104V105H176ZM227 104V103H226ZM19 105V106H20ZM23 105V104H22ZM27 105V104H26ZM45 105V104H44ZM61 105V104H60ZM59 105V106H60ZM146 105V104H145ZM149 105H151V104H149ZM165 105V104H164ZM163 105V106H164ZM175 105H173V107L175 106ZM186 105V104H185ZM201 105V104H200ZM210 105V104H209ZM215 105V104H214ZM213 105V106H214ZM219 105H218V107H219ZM35 106V105H34ZM58 106V105H57ZM127 106V105H126ZM135 106V105H134ZM137 106V105H136ZM139 106V105H138ZM141 106H144V104L143 105H141ZM159 106V105H158ZM167 106H168V104H167ZM167 106H166V109H167ZM186 106H188V105H186ZM206 106V105H205ZM226 106V105H225ZM230 106V108H231V104L229 105ZM234 106V105H233ZM26 107V106H25ZM28 107V106H27ZM33 107V106H32ZM56 107V106H55ZM55 107H52V108H55ZM146 107V106H145ZM144 107V108H145ZM155 107V106H154ZM160 107H161V105H160ZM207 107V106H206ZM205 107V108H206ZM211 107V106H210ZM210 107H208V108H210ZM257 107V108H256ZM23 108V107H22ZM41 108V107H40ZM51 108V109H52ZM135 108H138L139 109V107H135ZM140 108H142V107H140ZM172 108V107H171ZM188 108V107H187ZM190 108V107H189ZM203 108V107H202ZM201 108V109H202ZM215 107H213V109H214ZM221 108V107H220ZM225 108V107H224ZM233 108V107H232ZM24 109V108H23ZM31 109V108H30ZM38 109V108H37ZM56 109V108H55ZM54 109V110H55ZM60 109V108H59ZM131 109V108H130ZM137 109V111H141L140 109L138 110ZM183 109V108H182ZM195 109V108H194ZM204 109V108H203ZM211 109V108H210ZM212 109V110H213ZM229 109V108H228ZM233 109V110H234ZM25 110H27V109H25ZM34 111H35V109H33ZM43 110V109H42ZM124 111H125V109H123ZM129 110V109H128ZM134 110V109H133ZM136 110V109H135ZM147 110H148V107H147ZM155 110V109H154ZM207 110V109H206ZM217 110V109H216ZM17 111V112H16ZM24 111V110H23ZM40 110H38L37 111V113L39 112ZM150 111V110H149ZM172 111V110H171ZM184 110H182V112H183ZM187 111V113L186 114H188L189 113V111L188 110H186ZM197 111V110H196ZM195 111V112H196ZM211 111V110H210ZM209 111V112H210ZM220 111V110H219ZM230 110H228V112H229ZM232 111V110H231ZM2 112V111H1ZM21 112H22V109H21ZM47 112V111H46ZM136 112V111H135ZM134 112V113H135ZM164 112V111H163ZM192 113V120L194 119V116H193V114L195 115L196 113ZM203 112H205V110L203 111ZM202 112V113H203ZM218 112V111H217ZM216 112V113H217ZM221 112V111H220ZM233 112V111H232ZM253 112V111H252ZM258 112V111H257ZM8 113H10V112H8ZM127 113V112H126ZM132 113V112H131ZM138 113V112H137ZM145 113H146V111H145ZM178 113V112H177ZM200 113V112H199ZM198 113V114H199ZM207 113V112H206ZM211 113V112H210ZM213 113V112H212ZM256 113V112H255ZM260 113H256L257 114V116L260 114ZM124 114V113H123ZM133 114V113H132ZM141 114V113H140ZM147 115H148V113H146ZM153 114V113H152ZM163 114V113H162ZM179 114H181V113H179ZM14 115V114H13ZM19 115V114H18ZM18 115H17V118H18ZM34 115V114H33ZM36 115V114H35ZM40 115V114H39ZM122 115V114H121ZM139 115V114H138ZM178 115V114H177ZM185 115V114H184ZM184 115H183V118H184ZM200 115H202L201 113H200ZM210 115H212V114H209V118H210ZM217 115H218V113H217ZM221 116L223 115L222 113L220 114ZM248 115V114H247ZM253 115V114H252ZM10 116V115H9ZM16 116V115H15ZM135 116V115H134ZM152 116V115H151ZM170 116V115H169ZM179 116V115H178ZM177 116V117H178ZM182 116V115H181ZM196 116V115H195ZM203 116H206V114L205 115H203ZM208 116V115H207ZM219 116V115H218ZM240 116V117H241ZM51 117V116H50ZM95 117V116H94ZM127 117V116H126ZM138 117V116H137ZM145 117V116H144ZM150 117V116H149ZM148 117V118H149ZM155 117V116H154ZM173 117H174V115H173ZM176 117V116H175ZM199 117V115L196 117V118H198ZM215 117V116H214ZM244 117V116H243ZM249 117V116H248ZM16 117H15V119H17ZM29 118H30V113L28 112V111H26V112H22L21 114H20V119L17 121V124H21V125H25V124H28V120H29ZM37 118V117H36ZM39 118H41V115H40V117ZM135 118H136V116H135ZM140 118V117H139ZM139 118H137V119H139ZM147 118V117H146ZM147 118V119H148ZM167 118V117H166ZM179 118V117H178ZM205 118H207V117H205ZM216 118V117H215ZM215 118H212L211 117V119L213 120V121H215ZM224 118V117H223ZM223 118H221V119H216L217 120V122H216V124H215V129H219L220 130V128H223L224 126H226L225 124H226V122L228 121V119H227V121L225 122V120L223 119ZM33 119V118H32ZM42 119V118H41ZM87 119V118H86ZM122 119V118H121ZM120 119V120H121ZM172 119V118H171ZM187 119V118H186ZM199 119H200V117H199ZM198 119V120H199ZM202 119V121H203V117L201 118ZM226 119V118H225ZM250 119V118H249ZM257 119V118H256ZM258 119H259V116H258ZM257 119V120H258ZM90 120V119H89ZM149 120V119H148ZM195 120V119H194ZM252 120V119H251ZM37 121V120H36ZM86 121V120H85ZM88 121V120H87ZM108 121H109V119H108ZM110 121H112V120H110ZM122 121V120H121ZM136 121V120H135ZM138 121V120H137ZM140 121V120H139ZM163 121V120H162ZM171 122L172 121H175L174 119L173 120H170ZM170 121H168L169 123H170ZM179 121V120H178ZM181 121H182V119H181ZM200 121V120H199ZM41 122V121H40ZM92 122V121H91ZM145 122H147V121H145ZM149 122V121H148ZM183 122V121H182ZM195 122V121H194ZM198 122V121H197ZM196 122V123H197ZM209 122V121H208ZM212 121H210V123H211ZM214 122V123H215ZM254 122H256V120L254 121ZM80 123V122H79ZM100 123V122H99ZM106 123V122H105ZM111 123V122H110ZM110 123H107V124H110ZM115 123V122H114ZM161 123V122H160ZM167 123V122H166ZM165 123V124H166ZM180 123L181 122H177V118H176V123H174V122H172L171 124H168V125H166V126H164L162 129H157V130H159V132H157L156 134H154L153 135V137L152 138H150V139H152V143H153V148H157L158 147V145L159 146H161L162 148H164V147H166L167 145V143L166 142H168V145H169V140L167 141V140H165V136L166 135H170V136H172L173 137V134H176V133H178V134H182V131H181V127H180ZM190 123H192V121H190ZM201 123V122H200ZM203 123V122H202ZM232 123V122H231ZM98 124V123H97ZM104 124V123H103ZM112 124V123H111ZM116 124V123H115ZM117 124H118V122H117ZM122 124V123H121ZM124 124V123H123ZM139 124V123H138ZM199 124V123H198ZM204 124H206V122H204ZM252 124V123H251ZM85 125V124H84ZM88 125V124H87ZM164 125V124H163ZM201 125H203V124H201ZM207 125V124H206ZM227 125H228V122H227ZM233 125V124H232ZM235 125V124H234ZM233 125V126H234ZM93 126V125H92ZM101 126V125H100ZM104 126V125H103ZM105 126H107V125H105ZM109 126V125H108ZM112 125H110V127H111ZM113 126H115V125H113ZM162 126V125H161ZM160 126V127H161ZM190 126V125H189ZM199 126V125H198ZM210 126V125H209ZM242 126V125H241ZM21 127V126H20ZM82 127H84V126H82ZM129 127V126H128ZM184 127V126H183ZM192 127V126H191ZM190 127V128H191ZM196 127V126H195ZM200 127V126H199ZM202 127V126H201ZM205 127V125L203 126V128ZM206 127H208V125L206 126ZM227 127V126H226ZM240 127V126H239ZM255 127H257V125L255 126ZM255 127L253 126L251 129H249V130H247V132H246V134H245V137H249L250 136V138H252V136L254 135V133H255ZM29 128H30V126H29ZM89 128V127H88ZM109 128V127H108ZM114 128V127H113ZM123 128V127H122ZM181 128V129H180ZM189 128V127H188ZM259 128V127H258ZM17 129H19L20 130V128H17ZM21 129H22V127H21ZM110 129H112V128H110ZM151 129V128H150ZM197 129V128H196ZM264 129V128H263ZM14 130V129H13ZM15 130H16V128H15ZM101 130V129H100ZM107 131L109 130V129H106ZM152 130V129H151ZM155 130V129H154ZM201 130V129H200ZM209 130V129H208ZM225 130V129H224ZM223 130V131H224ZM226 130H228V129H226ZM233 130V129H232ZM235 130V129H234ZM258 130V129H257ZM261 130V129H260ZM17 131V130H16ZM89 131H90V129H89ZM88 131V133H91V134H93L92 133V131L93 130H91L90 132ZM98 131H99V129H98ZM110 131V130H109ZM115 131V130H114ZM150 131V130H149ZM193 131V130H192ZM197 131V130H196ZM203 131V130H202ZM202 131H198V132H196L195 134H198L199 133V138L201 137V138H204L205 139V137H207V136H205V134H204V132H202ZM206 131V130H205ZM241 131H242V129H241ZM76 132V131H75ZM85 132V131H84ZM151 132V131H150ZM195 132V131H194ZM227 132V131H226ZM238 132V131H237ZM94 133H95V131H94ZM96 133H97V129H96ZM102 133V132H101ZM100 133V134H101ZM108 133V132H107ZM149 133V132H148ZM155 133V132H154ZM210 133H212V132H209L208 134H210ZM217 133V132H216ZM223 133V132H222ZM76 134V133H75ZM87 134V133H86ZM85 134V135H86ZM103 134H104V130H103ZM102 134V135H103ZM111 134V133H110ZM188 134V133H187ZM228 134V133H227ZM235 134V133H234ZM9 135V134H8ZM59 135V134H58ZM84 135V136H85ZM90 135V134H89ZM88 135V136H89ZM95 135V138H96V134H93L92 135V137ZM101 135V136H102ZM105 135V134H104ZM141 135V134H140ZM218 135H219V131H218ZM218 135H216L215 134V136H217L218 137ZM220 135H222V134H220ZM236 135V134H235ZM238 135V134H237ZM248 135V136H247ZM78 136V135H77ZM87 136V137H88ZM109 136V135H108ZM107 136V137H108ZM124 136V135H123ZM144 136H146V135H144ZM190 136V135H189ZM188 136V137H189ZM211 136V134L209 135V139L210 138H212V137H210ZM213 136V135H212ZM50 137V136H49ZM60 137V136H59ZM105 137V136H104ZM118 137V136H117ZM140 137V136H139ZM185 137H186V135H185ZM188 137H186L187 139H188ZM192 137V136H191ZM263 137V136H262ZM39 138V137H38ZM41 138V137H40ZM94 138V137H93ZM92 138V139H93ZM98 138H100V137H98ZM103 138V137H102ZM114 138V137H113ZM138 138V137H137ZM136 138V139H137ZM176 138V137H175ZM174 138V139H175ZM181 138V137H180ZM197 138V137H196ZM195 138V140H197ZM199 138H198V140H199ZM200 138V139H201ZM220 138V137H219ZM221 138H222V136H221ZM234 138V137H233ZM232 138V136H231V138L230 139H233ZM249 138V139H250ZM86 139V138H85ZM88 139V138H87ZM86 139V140H87ZM112 139V138H111ZM117 139V138H116ZM139 139V138H138ZM146 139V138H145ZM167 139H168V137H167ZM173 139V140H174ZM186 139V141H188ZM190 139V138H189ZM194 139V138H193ZM207 139V138H206ZM215 140H216V138H214ZM229 139V138H228ZM228 139H227V141H228ZM239 139V138H238ZM245 139V138H244ZM249 139H247L248 141H249ZM257 139V138H256ZM46 140V139H45ZM61 140V139H60ZM90 140H91V138H90ZM97 140V139H96ZM103 140H104V138H103ZM142 140V139H141ZM141 140H140V142H141ZM203 140V139H202ZM213 140V139H212ZM235 140V139H234ZM95 141V140H94ZM94 141H91L92 142V144L91 145H93V142ZM99 141V140H98ZM123 141V140H122ZM138 141V140H137ZM148 141V140H147ZM166 141V142H165ZM178 141V140H177ZM179 141H183V140H179ZM191 141V140H190ZM189 141V142H190ZM205 140H203V144L205 143L204 142ZM211 141V140H210ZM216 141H219V140H216ZM225 141V140H224ZM239 141H241V140H239ZM251 141H252V139H251ZM48 142V141H47ZM46 142V143H47ZM102 141H99L98 143H96V145L97 146H95V148L97 147H104V145L106 144V141L104 140L102 143H101ZM109 142V141H108ZM108 142H107V145L106 146H108ZM129 142V141H128ZM151 142V141H150ZM149 142V143H150ZM173 142V141H172ZM198 142V141H197ZM209 141H208V139H207V143H208ZM226 142V141H225ZM234 142V141H233ZM242 142H243V140H242ZM246 142V141H245ZM77 143V142H76ZM86 143V142H85ZM179 143V142H178ZM198 143H200V142H198ZM202 143H200V145L202 144ZM213 143V147L211 146V150H212V153H213V151H219V144L221 143H219V144H217L215 141H213L212 142ZM215 143V144H214ZM228 143V142H227ZM227 143L225 144V145H227ZM244 143V142H243ZM247 143V142H246ZM245 143V144H246ZM35 144V143H34ZM65 144V143H64ZM67 144V143H66ZM65 144V145H66ZM75 144V143H74ZM111 144V143H110ZM146 144V143H145ZM171 144V143H170ZM173 144H174V142H173ZM176 144V143H175ZM197 144V143H196ZM202 144V145H203ZM222 144V143H221ZM224 144V143H223ZM222 144V145H223ZM233 144V143H232ZM231 144V145H232ZM245 144H240L238 147V153L239 152H241L239 155H228L229 157V160H227L226 158L227 157H225V159L227 160L226 161V163H223V167L219 170V169H217L216 168V171L217 172H211V174L212 173H214L213 174V176H211V175H209V176H211V177H209L207 174V176L208 177H206V178H204V176H203V180H200V181H195V183H192V180L194 179L193 178V176L194 175H192L191 173V175L188 177V175H185V174H183V175H181V176H177V178H176V176H175V178H176V180L180 183V185H179V187L178 186H176V185H174V186H176L175 188H177L178 187V189H177V194H175L176 196L175 197H173V199H177V200H179V203H180V201H183L184 202V200H185V198H186V195H187V193L190 191V190H195L196 191V189L195 188H197L198 186H204V184H205V186L206 185H208L210 182H211V180L213 179V178H215V176H217V175H220L221 173H224V171L226 170V169H228V166H230V164H232V163H234V162H237L238 161V159H240V158H242L241 156H243L244 157V154L246 155V153L249 151V149H251L250 147H249V149H247V147H245ZM23 145V144H22ZM37 145V144H36ZM40 145V144H39ZM78 145H79V143H78ZM88 145V144H87ZM128 145V144H127ZM139 145V144H138ZM137 145V146H138ZM182 145V143H180V146ZM184 145V144H183ZM191 145V144H190ZM197 145H199V144H197ZM199 145V146H200ZM208 145H210V144H208ZM212 145V144H211ZM231 145H229V147L231 146ZM238 145V144H237ZM254 145V144H253ZM21 146V145H20ZM44 146V144L42 145V147ZM46 146V145H45ZM44 146V147H45ZM60 146V145H59ZM148 146H149V144H148ZM150 146H151V144H150ZM176 146V145H175ZM185 146V145H184ZM184 146H182V148H184ZM187 146H188V144H187ZM258 146V145H257ZM19 147V146H18ZM47 147V146H46ZM46 147H45V150H46ZM50 147V146H49ZM87 147V146H86ZM85 147V148H86ZM90 147V146H89ZM92 147V146H91ZM135 146H133V148H134ZM190 147V146H189ZM198 147V146H197ZM205 147H206V144H205ZM225 147V146H224ZM255 147H256V145H255ZM20 148V147H19ZM18 148V149H19ZM26 150H27V148L26 147H24ZM35 148V147H34ZM54 148V147H53ZM56 148V147H55ZM81 148H83V145L82 146H80V147H76V148H74L73 149V147L71 148L72 149V151H76L77 149H80L81 150ZM94 148V149H95ZM102 148H100V149H102ZM106 148V147H105ZM109 148V147H108ZM186 148V147H185ZM192 148V147H191ZM203 148H204V146H203ZM210 148V147H209ZM233 148V147H232ZM232 148L230 149V150H232ZM235 148V147H234ZM252 148H254V147H252ZM261 148V147H260ZM24 149V150H25ZM44 149V148H43ZM42 149V150H43ZM50 149V148H49ZM58 149V148H57ZM65 149V148H64ZM137 149V148H136ZM147 149H148V147H147ZM169 149V148H168ZM167 149V150H168ZM172 149V148H171ZM180 149H181V147H180ZM205 149V148H204ZM17 150V149H16ZM41 150V151H42ZM68 149H66V151H67ZM84 150V149H83ZM97 149H95V151H96ZM109 150H111V149H109ZM128 150V149H127ZM163 150V149H162ZM161 150V151H162ZM166 150V149H165ZM175 150H176V148H175ZM178 150V149H177ZM206 150V149H205ZM252 150V149H251ZM38 151V150H37ZM40 151V150H39ZM40 151V152H41ZM86 151V150H85ZM84 151V152H85ZM105 151H106V149H105ZM138 151V150H137ZM136 151V152H137ZM151 151V150H150ZM149 151V152H150ZM169 151V150H168ZM173 151H174V148H173ZM204 151V150H203ZM235 151V150H234ZM11 152V151H10ZM15 152H17V151H15ZM20 152V151H19ZM26 152V151H25ZM77 152V151H76ZM80 152H83L82 150L80 151ZM100 152V151H99ZM109 153H110V151H108ZM144 152V151H143ZM156 152V151H155ZM178 152H180V151H178ZM211 152V151H210ZM221 151H219V153H220ZM236 152V151H235ZM236 152V153H237ZM250 152V151H249ZM50 153V152H49ZM56 153V152H55ZM57 153H59V155L61 154V153H64V151L63 150H59V152H57ZM79 153V152H78ZM96 153H97V151H96ZM142 153V152H141ZM140 153V154H141ZM164 153H165V151H164ZM169 153V152H168ZM175 153H176V151H175ZM207 153L208 152H206V154L204 153V152H202L198 157H195V158H193V156H192V158L193 159H187L184 163H186L187 164V166L189 167V165L191 166H193L194 165V171H196V172H198V171H203V170H207V168H209L211 165L210 164H212V165H216V161L215 160H218V158H220L219 157V155H222V153L221 154H219L218 155V157H216L217 156V154L215 153H213V156H208L207 155ZM18 154V153H17ZM53 154V153H52ZM71 154H75L74 152L73 153H71ZM81 154V153H80ZM92 154H94V153H92ZM101 154V153H100ZM99 154V155H100ZM103 154H105V153H103ZM129 154V153H128ZM132 154V153H131ZM146 154H147V152H146ZM172 154V153H171ZM210 154V153H209ZM225 154V153H224ZM224 154H223V156H224ZM29 155V154H28ZM56 155V154H55ZM63 155V154H62ZM70 155V154H69ZM76 155V154H75ZM75 155L74 156H71L70 158L71 159H73V160H71V165H73L77 160H78V158H77V156L75 157ZM87 155V154H86ZM97 155V154H96ZM215 155V156H214ZM226 155V154H225ZM257 155V154H256ZM21 156V155H20ZM91 156V155H90ZM98 156V155H97ZM132 156V155H131ZM133 156H134V154H133ZM144 156V155H143ZM147 156V155H146ZM166 156H168V154L166 155ZM171 156V155H170ZM189 156H190V154H189ZM247 156V155H246ZM45 157V156H44ZM54 157H55V159H56V156H53L52 157V160L54 159ZM64 157V156H63ZM66 157V156H65ZM79 157V156H78ZM86 157V156H85ZM87 157H89L88 155H87ZM105 157V156H104ZM109 157H110V155H109ZM164 157V156H163ZM182 157H184V156H182ZM9 158V157H8ZM12 158V157H11ZM38 158H39V156H38ZM57 158H59V157H57ZM81 158V157H80ZM94 158V157H93ZM103 158V157H102ZM102 158H101V161H102ZM108 158V157H107ZM167 158V157H166ZM165 158V159H166ZM176 158V157H175ZM179 158H180V156H179ZM186 158V157H185ZM184 158V159H185ZM261 158V157H260ZM10 159V158H9ZM42 159V158H41ZM45 159H47L48 160V158H45ZM44 159V160H45ZM59 159H61V156H60V158ZM90 159H92V158H90ZM138 159H141L140 158V156H139V158ZM168 159V158H167ZM177 159V158H176ZM215 159V160H214ZM81 160L82 159H80L79 161H80V166H81V164L82 163H84V162H82L81 163ZM85 160V159H84ZM83 160V161H84ZM87 160V159H86ZM98 160V159H97ZM142 160V159H141ZM151 160V159H150ZM149 160V161H150ZM158 160H159V158H158ZM181 160H182V158H181ZM180 160V161H181ZM9 161H11V159L9 160ZM50 161V160H49ZM54 161V160H53ZM61 161H63V160H61ZM60 161V162H61ZM90 161V160H89ZM88 161V162H89ZM92 161V160H91ZM100 161V162H101ZM153 161V160H152ZM152 161H151V165H152ZM160 161L161 160H159V163H160ZM175 161V160H174ZM222 161H223V159H222ZM256 161V160H255ZM12 162V161H11ZM46 162H48V161H46ZM51 162V161H50ZM49 162V163H50ZM70 162V161H69ZM78 162V161H77ZM86 162V161H85ZM141 162V161H140ZM153 162H155V160L153 161ZM218 162V161H217ZM25 163V162H24ZM107 163V162H106ZM124 163V162H123ZM136 163V162H135ZM138 163V162H137ZM156 163H158L157 161H156ZM178 163H180L179 161H178ZM183 163V164H184ZM215 163V164H214ZM44 164V163H43ZM55 164H56V160H55ZM66 164V163H65ZM69 164V163H68ZM67 164V165H68ZM76 164V163H75ZM78 164H79V162H78ZM77 164V168L76 169H78V165ZM86 164H87V162H86ZM85 164V165H86ZM11 165V164H10ZM45 165H46V163H45ZM50 165V164H49ZM48 165V166H49ZM52 165H53V163H52ZM58 165V164H57ZM93 165V164H92ZM103 164H101L100 166H102ZM119 165V164H118ZM133 165V164H132ZM158 165V164H157ZM160 165V164H159ZM158 165V166H159ZM174 167H176V165H177V160L174 162V164H172ZM171 165V172H172V166ZM179 166H180V164H178ZM208 165H210V166H208ZM245 165V164H244ZM18 166V165H17ZM22 166H23V164H22ZM44 166V165H43ZM47 165H46V168H49V167H51V165L48 167ZM83 166V165H82ZM100 166H98V167H100ZM121 166V165H120ZM134 166V165H133ZM154 165H152V167H153ZM185 166V165H184ZM262 166V165H261ZM70 167V166H69ZM72 167H74V166H72ZM124 167V166H123ZM143 167V166H142ZM145 167V166H144ZM166 167V166H165ZM206 167V168H205ZM213 167H215V166H213ZM212 166H211V168H213ZM237 167V166H236ZM19 168V167H18ZM51 168H53V167H51ZM56 168L57 167H55V173H56V180H57V182H60L59 184H58V186L57 187H55V186H53L52 185V188L53 187H55V188H53V193L55 194V192H56V190L62 185V183H64V185L62 186V188H63V190L64 191H66V192H74V190H76V188H82L83 186H84V184H83V182L85 181L86 182V180H88V179H90L89 178V175L87 174V172L85 173V171L83 170H81V172H76L75 173V175H76V179L78 180H76V181H74V180H70L69 178H64V175L62 176H59L60 174H58L57 175V171H56ZM62 168V167H61ZM86 168V167H85ZM138 168V167H137ZM183 169H184V167H182ZM211 168H209V169H211ZM230 168V167H229ZM234 168V167H233ZM6 169V168H5ZM28 169V168H27ZM42 169H44V168H42ZM59 169H60V167H59ZM119 169V168H118ZM125 169V168H124ZM148 169V168H147ZM147 169H146V172H147ZM158 169V168H157ZM177 169L179 170V168L177 167ZM9 170V169H8ZM8 170H6V171H8ZM45 170V169H44ZM46 170H48V169H46ZM45 170V171H46ZM51 171L53 170V169H50ZM86 170H88V169H86ZM120 170V169H119ZM142 170V169H141ZM178 170H176V171H178ZM181 170V169H180ZM188 170V169H187ZM213 170V169H212ZM257 170V169H256ZM3 171V170H2ZM12 171V170H11ZM28 171V170H27ZM65 171V170H64ZM67 171H69L70 172V170L68 169ZM74 171H76V170H74ZM162 171V170H161ZM175 171V170H174ZM210 171V170H209ZM47 172V171H46ZM49 170H48V174H49ZM61 172V171H60ZM72 172V171H71ZM121 172V171H120ZM128 172V171H127ZM127 172H125L124 174H126ZM143 172V171H142ZM149 172V171H148ZM165 172V171H164ZM207 172V171H206ZM8 173V172H7ZM51 174H52V172H50ZM54 173V172H53ZM54 173V174H55ZM59 173V172H58ZM74 173V172H73ZM104 173V172H103ZM118 173V172H117ZM170 173V172H169ZM174 173V172H173ZM176 173V172H175ZM179 173V172H178ZM182 173H183V171H182ZM193 173V172H192ZM200 173V172H199ZM12 174V173H11ZM31 174V173H30ZM48 174H47V176H48ZM67 174V173H66ZM195 174H197V173H195ZM201 174V173H200ZM205 174V173H204ZM209 174V173H208ZM215 174H217V175H215ZM134 175V174H133ZM149 175V174H148ZM178 175V174H177ZM205 175V176H206ZM19 176V175H18ZM46 176V175H45ZM44 176V177H45ZM51 176H54V175H51ZM66 176V175H65ZM72 176H74V175H72ZM103 176V175H102ZM132 176V175H131ZM147 176V175H146ZM169 176H170V174H169ZM198 176V175H197ZM223 176V175H222ZM234 176H236V175H234ZM43 177V179H45ZM48 177H50V176H48ZM47 177V178H48ZM95 177V176H94ZM120 177V176H119ZM144 177V176H143ZM143 177H142V179H143ZM153 177H155V176H153ZM172 177V176H171ZM174 177V176H173ZM194 177H196V176H194ZM1 178V177H0ZM14 178H16V177H14ZM41 178V177H40ZM73 178V177H72ZM133 178V177H132ZM190 178V179H189ZM197 178V177H196ZM195 178V179H196ZM20 179V178H19ZM33 179V178H32ZM52 179V178H51ZM141 179V178H140ZM139 179V180H140ZM167 179H168V177H167ZM166 179V180H167ZM174 179V178H173ZM198 179H199V177H198ZM9 180V179H8ZM39 180V179H38ZM38 180H37V183H40V182H38ZM41 180V179H40ZM53 180L55 181V179L53 178ZM115 180V179H114ZM121 180V179H120ZM147 180H149V179H147ZM146 180V181H147ZM169 180H171L170 178H169ZM250 180V179H249ZM23 181V180H22ZM46 181H47V179L45 180V183H46ZM89 181V180H88ZM102 181V180H101ZM125 181V180H124ZM145 181V180H144ZM174 180H172V182H173ZM48 182V181H47ZM56 182V181H55ZM62 182V183H61ZM76 182H78V184H76ZM94 183H95V181H93ZM115 182V181H114ZM127 182H128V180H127ZM142 182V181H141ZM163 182H165V181H163ZM168 182V181H167ZM176 182V181H175ZM177 182V183H178ZM24 183H25V181H24ZM36 183V182H35ZM116 183V182H115ZM126 183V182H125ZM169 183V182H168ZM228 183V182H227ZM261 183V182H260ZM42 184H44L43 183V181H42ZM46 184H48V183H46ZM86 184V183H85ZM91 184V183H90ZM144 184V183H143ZM154 184H155V182H154ZM176 184V183H175ZM26 185V184H25ZM36 185V184H35ZM34 185V186H35ZM38 185V184H37ZM35 186L36 188H39L40 189V187L39 186ZM56 185V184H55ZM115 185V184H114ZM127 185V184H126ZM171 185V184H170ZM169 185V186H170ZM173 185V184H172ZM226 185V184H225ZM13 186V185H12ZM14 186H16V185H14ZM41 186V185H40ZM46 186V185H45ZM91 186V185H90ZM105 186V185H104ZM136 186V185H135ZM139 186V185H138ZM143 186V185H142ZM168 186V187H169ZM35 187H33V188H35ZM44 187V186H43ZM48 187H49V184H48ZM48 187H46V189H48ZM155 187V186H154ZM157 187V186H156ZM162 187H163V185H162ZM45 188V187H44ZM113 188V187H112ZM120 188V187H119ZM126 188H128L129 189V187L127 186ZM126 188H124V189H126ZM137 188V187H136ZM50 189V188H49ZM114 189V188H113ZM122 189V188H121ZM133 189H134V187H133ZM198 189H199V187H198ZM207 189V188H206ZM16 190V189H15ZM31 190V189H30ZM35 190V193H36V190L37 189H34ZM42 190H45V189H42ZM41 190V191H42ZM79 190V189H78ZM116 190V189H115ZM131 190V189H130ZM140 190V189H139ZM152 190V189H151ZM168 190V189H167ZM170 190H171V187H170ZM49 191H52V190H48V192H47V194L49 193L50 194V192ZM58 191V190H57ZM60 191V190H59ZM63 191V192H64ZM125 191H129V190H125ZM187 191V192H186ZM194 191V192H195ZM200 190H198L197 192H199ZM235 191V190H234ZM40 192V191H39ZM87 191H85V193H86ZM94 192V191H93ZM118 192V191H117ZM120 192H121V190H120ZM132 192V191H131ZM141 192V191H140ZM191 192V191H190ZM209 192V191H208ZM231 192V191H230ZM261 192V191H260ZM43 193H46V192H43ZM89 193V192H88ZM97 193V192H96ZM126 193V192H125ZM46 194V195H47ZM48 194V195H49ZM53 194V195H54ZM60 194H63V193H60ZM130 194V193H129ZM139 194V193H138ZM144 193H142V195H143ZM146 194V193H145ZM162 194V193H161ZM164 194H165V192H164ZM172 194V193H171ZM189 194V193H188ZM46 195H44V196H46ZM57 195H58V193H57ZM86 195V194H85ZM119 195V194H118ZM123 195V197H122V204H119V203H121V202H119L118 203V206L119 205H121V206H123L122 208H120V206H119V208H120V212H118V214L116 215L115 214V212H114V216H116V218H120V219H124L123 217L124 216H126V214L127 213H130L133 209V207H134V205H133V207H128V202H127V196H128V192L126 193V194H122ZM135 195V194H134ZM133 195V198L136 196L137 197V195H135L134 196ZM147 195V194H146ZM31 196V195H30ZM35 196V195H34ZM39 196V195H38ZM41 196V195H40ZM39 196V197H40ZM43 196V195H42ZM43 196V197H44ZM58 196H60V195H58ZM65 196V195H64ZM69 196V195H68ZM188 196V195H187ZM47 197V196H46ZM52 196H50V198H51ZM62 197H63V195H62ZM97 197V196H96ZM126 197V198H125ZM143 197V196H142ZM251 197V196H250ZM32 198V197H31ZM42 198V197H41ZM48 198V197H47ZM47 198H46V200H47ZM54 198V197H53ZM56 198V197H55ZM59 198H61V197H59ZM70 198V197H69ZM68 198V199H69ZM80 198V197H79ZM106 198V197H105ZM138 198H139V196H138ZM149 198H151V196L149 197ZM162 198V197H161ZM165 198V197H164ZM189 198V197H188ZM197 198V197H196ZM195 198V199H196ZM201 198H202V196H201ZM212 198V197H211ZM254 198V197H253ZM49 199V198H48ZM52 199V198H51ZM50 199V200H51ZM62 200L64 199V198H61ZM135 199H137V198H135ZM134 199V200H135ZM139 199H141V198H139ZM153 199V198H152ZM151 199V200H152ZM248 199L250 200V198L248 197ZM55 200L56 199H54V203H55ZM92 200V199H91ZM103 200V199H102ZM159 200V199H158ZM172 200V199H171ZM187 200V199H186ZM189 200V199H188ZM200 200V199H199ZM218 200V199H217ZM247 200V199H246ZM261 200V199H260ZM23 201V200H22ZM28 201V200H27ZM36 201V200H35ZM48 201V200H47ZM58 201H60L59 199H58ZM57 201V202H58ZM73 201V200H72ZM100 201V200H99ZM98 201V202H99ZM109 201V200H108ZM118 201V200H117ZM137 201V200H136ZM142 201H143V199H142ZM145 201V200H144ZM210 201V200H209ZM52 203H53V201H51ZM64 202V201H63ZM161 202V201H160ZM168 202H170V201H168ZM172 202V201H171ZM174 202V201H173ZM189 202V201H188ZM194 202V201H193ZM200 202V201H199ZM249 201H247V203H248ZM24 203V202H23ZM101 203V202H100ZM117 203V202H116ZM176 203V202H175ZM191 203V202H190ZM212 203V202H211ZM210 203V204H211ZM227 203V202H226ZM49 204V203H48ZM59 204V203H58ZM91 204V203H90ZM107 204V203H106ZM136 204V203H135ZM138 204H139V202H138ZM140 204H141V202H140ZM170 204V203H169ZM182 204V203H181ZM209 204V205H210ZM213 204V203H212ZM50 205V204H49ZM53 205L54 204H52V206L51 207H53ZM97 205V204H96ZM115 205V204H114ZM131 205V204H130ZM145 205H147V204H145V203H143L142 202V205L140 206V208H138V207H136L137 205H135V207L136 208H138V209H140V210H144V207H145V210L147 209V211H149L150 209H148V207L150 206H145ZM166 205V204H165ZM184 205H185V203H184ZM206 205H207V203H206ZM239 205V204H238ZM70 206V205H69ZM89 206V205H88ZM92 206V205H91ZM94 206V205H93ZM187 206V205H186ZM200 206H202V205H200ZM237 206V205H236ZM61 207H64V206H61ZM98 207V206H97ZM161 207H162V205H161ZM173 207H174V205H173ZM173 207H171V208H173ZM231 207V206H230ZM261 207V206H260ZM81 208V207H80ZM118 208V207H117ZM117 208H115V209H117ZM143 208V209H142ZM159 208H160V206H159ZM165 208H166V206H165ZM171 208H169V209H171ZM199 208V207H198ZM245 208V207H244ZM55 209V208H54ZM90 209V208H89ZM103 209V208H102ZM138 209L136 210V212L138 211ZM161 210L162 209H164V208H160ZM195 209V208H194ZM211 209V208H210ZM230 209V208H229ZM42 210V209H41ZM86 210V209H85ZM95 210H96V207H95ZM156 210V209H155ZM189 210H191V209H189ZM50 211V210H49ZM48 211V212H49ZM55 211V210H54ZM57 211V210H56ZM118 211V210H117ZM117 211H116V213H117ZM135 211V210H134ZM134 211H132L131 213H133ZM159 211V210H158ZM166 211V210H165ZM180 211V210H179ZM208 211V210H207ZM256 211V210H255ZM261 211V210H260ZM143 212V211H142ZM155 212V211H154ZM168 212V211H167ZM191 212H193V211H191ZM210 212H212V211H210ZM209 212V213H210ZM237 212V211H236ZM42 213V212H41ZM50 213V212H49ZM88 213V212H87ZM96 213V212H95ZM135 213V212H134ZM161 213V212H160ZM165 213V212H164ZM171 213V212H170ZM185 213V212H184ZM254 213H256V212H254ZM259 213V212H258ZM257 213V214H258ZM263 213V212H262ZM18 214V213H17ZM47 214V213H46ZM58 214V213H57ZM76 214V213H75ZM84 214V213H83ZM89 214V213H88ZM136 215H137V213H135ZM197 214V213H196ZM200 214V213H199ZM204 214V213H203ZM233 214V213H232ZM113 215V214H112ZM147 215V214H146ZM181 215V214H180ZM254 215H256V214H254ZM42 216V215H41ZM78 216V215H77ZM85 216V215H84ZM86 216H87V214H86ZM83 217V219L84 220H87V219H89V217ZM102 216V215H101ZM229 216V215H228ZM236 216V215H235ZM16 217H18L19 219H21V221H20V223H23V224H25V223H27V221L29 222V224H31L29 227H31L32 225V227H34V228H38V227H41L42 225H44V224H46V223H44L43 224V222H41L40 220H38V219H36V218H34V219H30V217H29V219H28V217H26V215L25 216H22V215H17ZM32 217V216H31ZM73 217V216H72ZM130 217V216H129ZM207 217V216H206ZM205 217V218H206ZM225 217V216H224ZM238 217V216H237ZM256 217H257V215H256ZM255 217V218H256ZM47 218V217H46ZM79 218V217H78ZM100 218V217H99ZM159 218V217H158ZM161 218H163V217H161ZM179 218V217H178ZM258 218V217H257ZM57 219V218H56ZM74 219V218H73ZM80 220V219H77L78 220V222H79V220L80 221H83L84 222V220ZM96 219V218H95ZM115 218H113V220H114ZM173 219V218H172ZM196 219V218H195ZM27 220V221H26ZM44 220H45V218H44ZM118 220V219H117ZM183 220V219H182ZM142 221V220H141ZM196 221V220H195ZM206 221V220H205ZM243 221V220H242ZM247 221H249V220H247ZM53 222H55V220L53 221ZM82 222V223H83ZM130 222V221H129ZM182 222V221H181ZM197 222H199V221H197ZM218 222H220V221H218ZM252 222V221H251ZM250 222V223H251ZM50 223V222H49ZM81 223V222H80ZM81 223V224H82ZM133 223V222H132ZM141 223V222H140ZM162 223V222H161ZM200 223V222H199ZM234 223V222H233ZM76 224V223H75ZM74 224V225H75ZM79 224V223H78ZM81 224H79V225H81ZM117 224V223H116ZM165 224V223H164ZM167 224V223H166ZM173 224V223H172ZM175 224V223H174ZM201 224V223H200ZM203 224V223H202ZM215 224V223H214ZM219 224V223H218ZM21 225V224H20ZM28 224H26L25 226H27ZM66 225V224H65ZM77 225V224H76ZM138 225V224H137ZM171 225V224H170ZM248 225V224H247ZM49 226V225H48ZM82 226V225H81ZM85 226V225H84ZM84 226H83V228H84ZM162 226V225H161ZM173 226V225H172ZM241 226V225H240ZM240 226H237V227H240ZM28 227V228H29ZM69 227V226H68ZM73 227H75V226H73ZM78 227V226H77ZM112 227V226H111ZM155 227V226H154ZM237 227H235V228H237ZM55 228V227H54ZM157 228V227H156ZM184 228V227H183ZM214 228V227H213ZM212 228V229H213ZM226 228V227H225ZM224 228V229H225ZM232 228V227H231ZM234 228V229H235ZM254 228V227H253ZM32 229V228H31ZM41 229H43V228H41ZM49 229V228H48ZM64 229V228H63ZM80 229V228H79ZM90 229V228H89ZM146 229H147V227H146ZM166 230H168L167 232H170V231H173V229L171 228V227H166L165 228ZM193 229V228H192ZM204 229V228H203ZM216 232H220L221 230H222V226H217L216 227ZM233 229V228H232ZM231 229V230H232ZM241 230H236V231H238L237 233H235L234 231H232L231 233H224L223 234V236L221 237V238H223V242H227L228 244L227 245H225V249H228V250H231V249H235V248H237V247H240V246H244L245 245V240L247 239L246 238V230H247V228L246 227H244V228H240ZM34 230V229H33ZM84 230V229H83ZM82 230V228H81V230L80 231H83ZM154 230V229H153ZM165 230V231H166ZM187 230H189V229H187ZM197 230V229H196ZM263 230V229H262ZM38 231V230H37ZM44 231V230H43ZM61 231H63V230H60V232ZM79 231V230H78ZM77 231V232H78ZM79 231V232H80ZM163 231V230H162ZM229 231H230V229H229ZM228 231V232H229ZM248 231V230H247ZM258 231V230H257ZM264 231V230H263ZM64 232H65V230H64ZM68 232V231H67ZM84 232V231H83ZM91 232H92V230H91ZM98 232V231H97ZM141 232V231H140ZM193 232V231H192ZM215 232V233H216ZM32 233V232H31ZM52 233V232H51ZM69 233V232H68ZM67 233V234H68ZM74 233V232H73ZM137 235H141L140 233H139V231L138 232H135ZM210 233V232H209ZM208 233V234H209ZM27 234V233H26ZM65 234V233H64ZM70 234V233H69ZM71 234H72V232H71ZM75 234V233H74ZM85 234V233H84ZM83 234V235H84ZM87 234V233H86ZM151 234V233H150ZM203 234V233H202ZM66 235V234H65ZM80 235H82V234H80ZM93 235V234H92ZM186 235V234H185ZM217 235V234H216ZM222 235V234H221ZM257 235V234H256ZM53 236V235H52ZM58 236V235H57ZM63 236V235H62ZM61 236V238H63ZM88 236H89V234H88ZM162 236V235H161ZM183 236V235H182ZM210 236V235H209ZM209 236H208V238H209ZM68 237V236H67ZM78 237V236H77ZM81 237H83V236H81ZM85 237V236H84ZM108 237V236H107ZM128 237V236H127ZM194 237V236H193ZM197 237H200V236H197ZM204 237V236H203ZM244 237L246 238V239H244ZM262 237V236H261ZM74 238V237H73ZM72 238V239H73ZM76 238V237H75ZM74 238V239H75ZM80 238V237H79ZM86 238V237H85ZM185 238V237H184ZM214 238V237H213ZM43 239V238H42ZM41 239V240H42ZM64 239V238H63ZM66 239V238H65ZM73 239V240H74ZM82 239V238H81ZM138 239V238H137ZM187 239V238H186ZM202 239V238H201ZM54 240V239H53ZM80 240V239H79ZM196 240V239H195ZM198 240H199V238H198ZM253 240V239H252ZM46 241V240H45ZM48 241V240H47ZM56 241V240H55ZM70 241H72L71 239H70ZM174 241V240H173ZM197 241V240H196ZM199 241H201V240H199ZM48 242H50V241H48ZM58 242H60V241H58ZM74 242V241H73ZM93 242V241H92ZM184 242V241H183ZM182 242V243H183ZM53 243H55V242H53ZM57 243V242H56ZM187 243V242H186ZM188 243H190V242H188ZM197 242H195V244H196ZM199 243H201V242H199ZM198 243V244H199ZM210 243V242H209ZM247 243V242H246ZM41 244H43V243H41ZM47 244V243H46ZM49 244V243H48ZM52 244V243H51ZM83 244V243H82ZM180 244H181V241H180ZM222 244V243H221ZM260 244V243H259ZM50 245V244H49ZM54 245V244H53ZM72 245V244H71ZM177 245V244H176ZM190 245H193L194 246V242L191 244H189V247H192V252L194 251L193 249L195 248V250L196 249H198L199 250V246L198 247H194L193 248V246H190ZM55 246V245H54ZM58 246V245H57ZM67 246V245H66ZM65 246V247H66ZM124 246V245H123ZM188 246V245H187ZM202 246V245H201ZM224 246V245H223ZM223 246H222V248H223ZM226 246H228V248H226ZM261 246V245H260ZM44 247V246H43ZM42 247V248H43ZM53 246H51V248H52ZM56 247V246H55ZM177 247V246H176ZM211 247V246H210ZM47 248V247H46ZM46 248H43V249H41L43 252H41V250H40V252L39 251H37V254H45L44 252L47 250ZM98 248V247H97ZM121 248H123V247H121ZM184 248V247H183ZM209 248V247H208ZM212 248H214V247H212ZM55 249V248H54ZM64 249V248H63ZM102 249V248H101ZM114 249V248H113ZM176 249V248H175ZM207 249V248H206ZM238 249V248H237ZM58 250V249H57ZM111 250V249H110ZM198 250H196V251H198ZM205 250V249H204ZM218 250V249H217ZM219 250H220V248H219ZM223 250V249H222ZM27 251V250H26ZM30 251V250H29ZM59 251V250H58ZM84 251V250H83ZM121 251V250H120ZM39 252V253H38ZM95 252V251H94ZM187 252V251H186ZM199 252V251H198ZM222 252V251H221ZM223 252H224V250H223ZM119 253V252H118ZM191 253V252H190ZM196 253V252H195ZM218 253V252H217ZM236 253V252H235ZM47 254V253H46ZM53 254V253H52ZM91 254H92V252H91ZM112 254V253H111ZM182 254V253H181ZM199 254V253H198ZM206 254V253H205ZM224 254H225V252H224ZM223 254V255H224ZM51 255V254H50ZM106 255V254H105ZM113 255V254H112ZM201 255H203V254H201ZM218 255V254H217ZM40 256V255H39ZM42 256V255H41ZM44 256H46V255H43V257ZM52 256V255H51ZM86 256H88V254L86 255ZM175 256V255H174ZM182 256V255H181ZM197 256V255H196ZM205 256V255H204ZM236 256V255H235ZM42 257V258H43ZM83 257V256H82ZM114 257V256H113ZM177 257V256H176ZM190 257V256H189ZM195 257V256H194ZM41 258V257H40ZM58 258V257H57ZM97 258H99V257H97ZM101 258V257H100ZM165 258V257H164ZM183 259H184V257H182ZM180 259V260H183V259ZM196 258V257H195ZM200 258V257H199ZM230 258V257H229ZM253 258V257H252ZM32 259V258H31ZM44 259V258H43ZM63 259V258H62ZM166 259V258H165ZM197 259V258H196ZM227 259V258H226ZM52 260V259H51ZM61 260V259H60ZM59 260V261H60ZM178 260V259H177ZM190 260V259H189ZM195 260V259H194ZM28 261V260H27ZM34 261V260H33ZM46 261V260H45ZM161 261V260H160ZM163 261H165V260H163ZM170 261H171V259H170ZM61 262V261H60ZM99 261L98 260H96L95 258H93V256L92 257H89V258H83V259H81L77 264H99L98 263ZM175 262H177V261H175ZM181 262V261H180ZM217 262V261H216ZM23 263V262H22ZM33 263V262H32ZM32 263H30V264H32ZM34 263H35V261H34ZM69 263V262H68ZM75 263V262H74ZM73 263V264H74ZM189 263V262H188ZM202 263V262H201ZM222 263H224V262H222ZM28 264V263H27ZM103 264V263H102ZM166 264V263H165ZM171 264V263H170ZM176 264V263H175ZM179 264H181V263H179Z\"/></svg>",
    "mask_w": 264,
    "mask_h": 264
}]
</instances>
